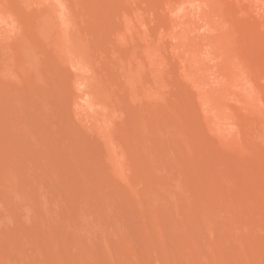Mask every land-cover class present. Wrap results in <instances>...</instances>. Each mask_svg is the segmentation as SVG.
<instances>
[{
  "label": "rangeland",
  "instance_id": "374dc122",
  "mask_svg": "<svg viewBox=\"0 0 264 264\" xmlns=\"http://www.w3.org/2000/svg\"><path fill=\"white\" fill-rule=\"evenodd\" d=\"M84 1L85 0H83V2ZM107 1L108 0H106V3H107ZM115 1L116 0H114V1L112 0V2H110V4L109 3L106 4L104 2V4H102L101 7H98L100 0L96 1V2H98V6H97L96 2H95L96 3L95 4L94 1H91V0L87 1V2H89L88 4H86L87 2L84 3V5L87 7V10H89V16H90L89 18L91 19L89 21V23L90 22L91 23L87 24V25L85 24V25L86 26H88V25L91 26L90 28H92V29H90L88 27V30L90 29V31H89L90 35L92 36V38L95 41L98 39L96 37L100 36L99 39H98V40H100L99 41L100 43H98V44L101 46V48L103 47L102 50L105 49V52L101 51L102 53H105L103 55L105 57L108 54L109 50L111 49L110 47H114V46H112L113 43L118 41V40H116L117 38H114L115 41L113 39L109 40V37H111V38L114 37V33L117 35L118 31L115 30V27H117L115 25H118L119 21H116V20H118L117 18H118L119 15H120V17H121V14L123 15V12L126 9V6L130 7V5L128 3L129 0L126 1V3H128V4H125L124 0H123L122 1L123 5L121 4V6L123 8H121V9L119 8V11L122 10V9H123V11L122 12L120 11L121 12L120 13L118 11V9L117 10L114 9L115 7L113 5H115V4L111 5L113 2L116 3ZM131 1H133V0H130L129 2H131ZM136 1H135L136 4L134 2H133V4H134V6L136 5L135 7H137L138 9H140L139 7H141L142 4H144V6H145V1L146 0H144V3H142L143 2V0H142L141 4L139 2H136ZM169 1L171 2L172 0H169ZM189 1H192V0H189ZM201 1L202 0H195V3H197V4L199 3L200 4ZM224 1L229 3V4H226L227 7L231 6V5L232 6L229 7V8L224 6L225 9H223L224 11H222L223 5H225ZM224 1L218 0L216 3L214 2L217 8H221L220 10L222 12L221 14H222L223 17L219 18L222 22L220 20L219 21L222 23L223 26L226 25V27L224 26L225 29L226 28L227 29L230 28L229 30H232V28H233V32L229 31L231 34L234 33V41L232 40L233 43H234L233 44L234 47H231V49L234 48V49H232V51L235 53V55L241 61V63L243 64V67L245 68V66H246L247 71L249 72V75L252 74L253 77L255 78L254 79L252 77V75L251 76L248 75L249 77H252L254 79V80H252L250 78L251 79L250 81H252V83H251L248 80L249 78L247 77V80L249 81L248 83L249 84L251 83L249 85L250 87L248 85H247L248 87L246 86L247 88H249V91H251L250 94H248V95L243 92V90H242V88H240V86H237V87L236 86H234V87L230 86L229 87V91L232 93V97L228 98L229 100L227 99V101H226L227 106L231 107L230 109H228L229 111L227 113H229V114H227L228 115L227 117H230V115H231L232 118L230 117V120L232 119L231 121H237L236 125H238V126H236V131L234 129L235 125H233V123L235 124V122H231V124L233 125L232 137L239 141V142H236V143H238V145L236 143H234V141H233L234 139L231 136H230L231 138L228 137L229 134H227V129L225 131H223V132H225V134L223 132H221V133L219 132V134H220L219 135L216 132V130H217L216 129L217 128V126H216L217 122H221V124H224L225 123L224 120H223V122L219 121V117L217 119L216 117H214V116H212L210 114L207 115L206 113L203 112L204 110L206 112L208 110H206L205 107H204V110H203L202 109L203 107H201V106H203L202 105L203 102H201L202 98H201V95L199 94L200 92L197 93L196 90H195V88L197 89L198 86L193 85L195 88L193 86H191L192 91L194 93L196 92L195 94L193 93V95H192V93H190L191 89L189 90L190 86L188 85L191 82L187 83L188 86L186 85V81H188L186 79H190V78H188L187 76H185L186 79L182 78L183 75H184V73H182V70L180 72L181 73L180 75L183 74L181 76V80L184 79L185 81L182 80L183 83H181L180 82L181 80H180V81H178V84L176 82V85H181L182 87L185 85V87L183 89L185 90L186 87L188 88V91H189L188 93L191 94V95L189 94L190 97H188L189 96L188 94H187L188 96L185 94V93H187L186 91L185 92L183 91L184 92L183 93L182 89H181L182 87L179 88V86L177 88H178V90L181 89L180 91L182 93L180 91H178L179 93H176V91H177L176 88L175 89L173 88L176 91H173L172 89H171V92L169 91V89H170L169 88L170 87L169 84H174L175 83L174 79H176L175 77H174V79H172V76H174V74H175V76H178V79H179L180 75H178L179 73H177V72H179V71H177V70H179L181 67H184V66H182L183 62H180L182 60H180L179 63H178V61L174 62L176 58L181 59V57H180L181 55L178 52V50L175 49V47H174V49H171L172 46H175V43H174V45H172V44L176 40V39H173V40L169 39L170 36L172 35V32H171L172 30L171 29L173 28V27L170 26L172 23L168 26V23H170L171 20H172V19H170L171 16H169V19H168V15L172 14V12L170 11L171 9L168 11V9L171 8V5L167 9L168 6H166L165 0H154V3H153V0H150V1L147 0L146 2L148 3V6L150 7V10L152 11V8L153 9L155 8V11L158 12L157 13V12L154 11L155 13L154 14L152 13L153 14L152 15V14H150L151 12H149L150 10L148 8H146V9L149 10L148 11L149 13H145V15H149L150 14L149 17L146 16L147 19L150 18V20H151L152 16L155 17L157 15L156 16V19H157L156 21H157L158 24L155 23L156 25H153V28H152V24L153 23L151 24V21H148V20L144 21V20H146V18H144L143 16H139V15H141V11H143L142 9H140L141 10L140 12H136L133 9L136 12V13L135 12L133 13V10L130 11L131 8H132L131 7L130 10H128V8H127L124 13L129 11V13H128L129 15H130V12H132L131 15H133V16L138 14L137 16H135V19H134L135 21L133 20L134 23L132 22V25L135 24V26H137V27L139 26L138 22L136 23V20L138 19V17L141 20V22H144V24H146V25H147L148 22H150V26H149V23L147 25L148 27L145 25L147 27L146 29L151 27L152 29H154V32L157 31V33H155L156 35L159 34V33L162 34V32H163L162 30H167L168 31L170 29V27H171V29H170L171 31L169 30L171 35L168 34L169 32H167V33L163 32L165 34L170 35L169 38L167 36L168 39H165V40H169V42L173 41V42H170V43H172L171 46L167 44L168 41L164 42V43L162 42L163 44L160 43V46L162 45L164 47L165 45H168L167 48L164 47L162 49L163 52H164L165 49H167L168 50L167 52H169V53L177 50V52L179 53L178 55H180V56L179 57H175L173 59L174 61L173 60L170 61L169 58H168V60L170 62L173 61L172 62L173 64L168 62L169 64H171L173 66L169 65L167 67L168 64H167V62H165L164 77H167V76L169 77L170 74H172L171 72H173V70H174L175 73H173L172 76L169 77V78H171L173 80L174 83L171 82L169 84H165L164 85V91L162 92V94L163 93L164 94L163 95L160 94V95L163 96V97L160 96V99H161L160 100L161 103L159 101L160 104L157 103L158 102L157 98H156V102H155V99H154L155 97L153 98L154 99L153 100L151 98V96H150L151 99L147 98L148 101H147V104H145V105L144 104L142 105L141 103H144L145 101L144 102H142V101L146 100V98H143L141 102H140L141 99L140 100L136 99L135 100L136 103L133 104L132 102H134L133 101L134 99L130 96V94H123V93H126V92L124 91V89L121 90L122 96L123 97L125 96L124 98H126V99H124L125 100L124 103L126 104V106L128 107L129 110H132L134 112L133 114H131V116H128L130 113L127 111L128 109L125 107V104H124V106H123L124 110L126 109L125 111H127L129 113L127 115V112H126L125 113L126 114L125 117L128 116V118H124L123 114H124L125 111H123V114H122L121 113L122 110H121L120 113H121V115L123 117H121L120 114H119L120 117L117 116L116 119H115L117 121H119V118L122 119L119 122L116 121L117 123H119L118 124L119 126L116 125V122H114V125H113V127L115 125H116L115 127H117V128L114 127V129H113V138H114V140H115V142L117 144H119L120 146L122 144V149L124 150L125 156L127 157V160L129 161V166H130V171H131V172H129L130 174L128 173L129 178H127V179H122L121 178V180H122V182H121L122 184L121 185L119 183V180H120L119 176L114 174L112 169H109V168H111L113 166L112 165L113 163H111L112 159L110 158V155L108 153H106L107 149L109 150V148L106 147V150H105V146L107 144L105 145L104 142H106V141L103 140L104 139L103 137L101 139V135H99V133H98V131L96 129H95L96 131L93 130V129L91 130L87 126H85L84 124H80L81 122L76 117V114H75V111H74V107H73V103L70 102V101H73V99H74L73 98L74 97V94H73L74 89L72 88V86H73L72 84L75 83V81H74V83H72V80L74 79V76H73V78L71 77L72 73L74 74V72H71L72 69H68L69 66L65 67L67 64L65 66L62 65L63 67H61V65H60L61 63H59L60 60H58L59 64H57L55 62V61H57L56 53L53 52V55H56L55 56L56 60H54L55 57L53 59L52 54H51L53 49L51 48L52 49L51 50L49 46H48V48H46V46L49 45V44H47L45 46V43H47V42H45V40H44L45 43L42 44V42H43L42 40L43 39H42V37H38V36H37V41L39 43H36V41L33 39L34 38V32H32L31 29L26 28L24 26L22 29L19 28V27H18V29L22 30V32H23L22 34H24V36H26V34H27V36L29 35L28 37L26 36L27 39H29V37H31L30 36L31 35L30 32H32V34H33L32 38H30L29 40L33 39V41L35 42V44L37 46L40 45V47H38L39 50H37V54L40 51V53H39V54H41L40 58H43L44 56H46V58L44 57L43 59H41L44 62L43 63L41 61L42 62L41 64H43V65L45 64L44 65L45 68L43 67V65L41 66V71L43 70L44 73L40 72V70H38L39 68L38 69L36 68L37 71L33 70L35 68H30V70L32 69V71L33 72L35 71V73L37 74L36 76L34 75L36 78L33 79L32 78V77H34V76H32L33 73L31 74L30 71L28 70L29 74L27 75V70H26V73L22 74L21 72H23V71L25 72V70H23V68H22L23 71H21V67L20 66H16L20 70H17L16 68H14L15 70H17V71H14L13 66L19 64L18 63L19 59L17 60V58L14 57V59L17 60V64L14 65V63H16V62L13 60V58L11 59V57H13L14 54L17 55L16 51H17L18 48L16 49L15 52L12 51V49L16 47L17 43L13 42V41H16V40L15 39L13 40L11 35L9 33H7L3 28L0 29V35H4L3 36L4 38L3 37L2 38L6 42L7 48H10L9 45L12 48V49L10 48V51L8 50L9 52L7 53L6 52L7 49H5L6 46L5 47L2 46V44H5V43H3L4 41L0 42V44L2 43L0 45V46H2V47H0L2 50L0 49V51H3L5 49V51L1 52L2 55H3V58L1 57L2 56L1 53H0V57L2 59H4L3 60L4 62H6V63H3L2 60L0 59L1 60L0 63H3L2 67H1L3 69H1L0 73H1V76H4V78L0 77V80L4 79V80L0 81V91H2L3 96L5 95L4 98L9 100V104H11L13 110H16V107H17L18 110L20 109V111L16 110V111H18L17 113L13 112L16 115V119L21 120V119H24L25 117H30V118L34 119L35 117H34L33 113H36V116H38V114L41 116V117L38 116V117L41 118V119L38 118V120L42 121V123L39 124L40 122H38V121L37 122H38V126L40 127V128H38L39 134H40V131H41V134L44 133V136H42L40 134L42 136V140H41L42 143H41V145H38V144H34L32 142V144H33V147H32L31 141H29L28 142V143H30L29 147L30 146L32 147V148L30 147V149L32 150L33 153H34V151H36L38 154H40L41 151H43L42 154H41V156H42L44 151L46 150L45 146L49 145L51 143V149L53 150V148H54V150H57L56 151V152H58L57 154H60V153H62L63 147L65 145L66 149H64L65 151L63 152V154L66 153V155L68 156L67 148H71V149H68V152L69 151H71V152H69V156L68 157L66 156L68 158V159L66 158V160L71 159L70 161H68V163L70 162L69 165L73 164L75 162L74 163L76 165L75 168L73 167L74 164L70 165V166H72L74 169H76V167H77V169H78V170L76 169V172H78L76 174L75 170L72 167L68 166L67 161L64 160L65 156L63 154H60L61 156H64V159H62V157L60 155H58L60 157L59 161L62 159V161H64L65 163L61 162V161H60L61 163L60 162L56 163L54 165V172L56 173V171L60 167L59 170L61 172L58 170L57 173H58V175L60 177L62 176L61 178L63 179V181H65V180L68 181V182L65 181V183H66V186H69V187H68L67 191L65 189H62V188H60V190H58V192L61 191V192H59V194H60V196L62 198H61V201H60V204H59V209H58L57 214L55 216H52V217L51 216L50 217L46 216L48 219L44 215H42L41 217L38 215V216L32 217L31 221H35L33 223H31V221L30 222L22 221V222H20L21 224L19 223L18 226L15 225V226L9 227L7 229L8 230L7 231L8 234H6V235H8V238L10 240H12V241L14 240L13 242L14 243L16 242V244H17V246L19 248H17V246L14 245L13 248H11V249L7 248L6 249L5 246L3 247V244H0V248L3 247V249H4L3 251L4 252H8L9 251V252H11L13 254L14 253L17 254V255L14 254L16 256V262L14 264H21V263L22 264H43V261H44V264H80V263L81 264H118V263L119 264H155V263H157V264H190V263L191 264H264V116H261V114L262 115L264 114V110H263L264 109V0H227V1L224 0ZM17 2H19V1H17ZM17 2H16V4L18 5L19 3H17ZM91 2L94 3V5ZM102 2L103 1H101V3ZM149 2L153 3L154 6L152 8H151L152 4L150 3V5H149ZM170 2H169V4H173V3H170ZM221 2H224V3L221 4ZM101 3H100V5H101ZM118 3H121V2L118 1ZM89 4H91V5H89ZM105 4L108 6L107 10L105 9L106 7L105 8L103 7V6H106ZM124 4L126 5L125 7H124ZM130 4H132V2ZM138 4L140 6H138ZM167 4H168V2H167ZM193 4L194 3H192L189 6V8L194 6ZM21 5H23V4L20 2V4L18 6H21ZM109 5H111V6H109ZM116 5L119 6V4H116ZM187 5H189V4H187ZM18 6H17V8H18ZM90 6H93V9H96V11L98 13L100 12V14H98V13L95 14V11H93V9ZM148 6H145V7H148ZM197 6H200V5H197ZM23 7H24V5L22 6L23 11L20 10L19 8H18V10H19L20 13L22 12L21 15L24 18H26V19L28 18L29 19L32 16V14H33V12H32L33 9L32 8L31 9L28 8L26 10L25 8H27V7H24V8ZM102 7L105 9V10L103 9V11H104L103 12V14H104L103 16H105V17H101L100 16L102 14V11L101 10L99 11V9H101ZM109 7L113 8V9L109 10L110 9ZM137 8H136V10H137ZM142 8H144L143 5H142ZM184 8H186V7H184ZM187 8H186V10H187ZM191 9L189 10V12H187L188 14L190 13ZM226 9H228V10H226ZM112 10L117 11V13H113L114 11L111 12ZM107 11H110V12L106 13ZM192 11H194V9ZM146 12H147V10H146ZM92 13H94L95 15L92 14ZM105 13H106V15L112 13L113 16H114V14L118 15V13H119L117 18H116V16L111 17L112 19L109 17L111 19V21L114 22V24H112L111 21H108V20H110L108 18H107L108 20L106 22ZM183 13L186 15L187 19L190 18V15H188L189 16L188 17L186 12H182V14ZM143 14L144 13H142V15ZM97 15H99L98 19H96ZM94 16H96V17H94ZM133 16L131 17L132 19L134 18ZM136 17H137V19H136ZM140 17H142V18H140ZM143 18H144V20H143ZM172 18H173V15H172ZM205 18L206 17L204 16L202 19H205ZM95 19L97 21L99 19L101 21H104L103 23L101 22V24H103L104 26L103 25L100 26L101 25L100 22H99L100 20L97 23V22L94 21ZM120 19H123V17H121ZM189 20H190L189 22L191 23V19H189ZM206 20H208V19H206ZM152 21L156 22L155 20H152ZM93 22H94V24H93ZM105 22H106V24H109V22H110L114 28H112L111 24H110V27H111V29H114V31L113 30L111 31L110 28L108 30L107 26H109V25H106V28L108 30L107 31L105 29V24H104ZM120 22H119V26H120ZM172 22H173V20H172ZM189 22H188V24H189ZM122 23H124V21ZM207 23H208V21H207ZM136 24H138V25H136ZM16 25H18V24H16ZM20 25L22 26V24H19L18 26H20ZM125 25L126 24H124V25L122 24V26H124V27H125ZM140 25H142V26H139V28L136 27V30L137 29L140 30L141 27L143 28V24L140 23ZM183 25H185V24H182V27L186 29L187 27H184ZM95 26L96 27L98 26V28L99 27L100 28L104 27V28H101L102 31L100 30V32H101L100 33L99 29L96 28ZM135 26H133V27L130 26V27H132L131 29H133ZM173 26H174V24H173ZM187 26H189L190 28H193V27H191L192 24H191V26L190 25H187ZM208 26H210V25H208ZM208 26L206 24V28ZM124 27H122V28L124 29ZM93 28H95L97 31L96 30L93 31ZM118 28H119V31H121L120 30L121 27H117V29ZM158 28H160V29L158 30ZM134 29H133L132 32H135ZM187 29H189V28H187ZM20 30H18V31H20ZM201 30H203V31H201ZM201 30H200L201 31L200 33L202 35L206 33V32H204V31H206L205 29H201ZM207 30H209V28ZM115 31H117V32H115ZM140 31H138V32L140 33ZM158 31H159V33H158ZM160 31H162V32H160ZM173 31L175 32V31H178V30L177 29L176 30L173 29ZM211 31H212V33L214 32L213 30H210L209 32H211ZM24 32H27V33L25 34ZM28 32H29V34H28ZM109 32H113V33L110 34ZM142 32L143 31H141V33ZM147 32H150V30L148 29ZM147 32H144V34H147ZM108 33L110 35H112V34L113 35L110 36V35H108ZM150 33H148V34H150ZM137 34L136 33L135 34L132 33L133 36L132 35L131 36L132 37H136L135 35H137ZM207 34H208V31H207ZM93 35H95V36H93ZM106 35H107V37H106ZM150 35H151L150 37L152 38V36L154 35L153 31H152V33ZM156 35H155V37H156ZM102 36L103 37L105 36L104 37L105 40H103ZM138 36H141L142 38L143 37L144 38L142 39L141 37H139L141 39V40H139L136 37L138 39V41H139V45L137 44L138 41H137L136 38H133V39L131 38L133 40L132 44L135 43V41H137L136 44L138 46H140V49H141V47H143V49H144V46H143V44L141 45V43H144V45H145V41H146L145 35L142 36V35L139 34ZM161 36L163 37V35H160L159 36L160 38L159 37H157V38L154 37L152 39L154 41H157L158 39H161ZM232 36H233V34H232ZM119 37H121V36H118V38ZM38 38L40 40H38ZM1 39H0V41H1ZM134 39H136V40L134 41ZM171 39H172V36H171ZM98 40H97V42H98ZM111 40L114 41V42L112 43ZM106 41L108 43H111L112 45L108 44L109 45V47H108ZM119 41H120V38H119ZM119 41H118V43H119ZM142 41H144V42H142ZM161 41H159V42H161ZM103 42H104V44H103ZM116 43H115V45H116ZM124 43L125 42H123V44ZM128 43H130V42H128ZM128 43L126 42L125 44H127L126 47L128 48V50H130V46L132 44L131 45L129 44V46H128ZM120 44L117 45V48H119V52L122 54L121 48L122 47L126 48V47L125 46L121 47ZM123 44H121V45H123ZM136 44H134V45H136ZM106 45H107V47H106ZM169 46H170V48H169ZM136 47L137 46H135V48ZM107 48H109V49L107 50ZM114 48H115V51L113 50V53L111 52L112 55L116 54V53L117 54L119 53L118 50H116V46ZM114 48H112V49H114ZM135 48L134 49L131 48V49H133L134 51L138 50L137 48L135 50ZM122 50H123V53H124V49L123 48H122ZM11 51L14 52V53H12ZM48 51H50V52L48 53ZM142 51H144V50H142ZM142 51L140 52V50H139L138 53L142 54L143 53ZM43 52H44V55H42ZM114 52H116V53H114ZM177 52H174V55ZM39 54L37 55L38 58L40 56ZM98 54H100V53H98ZM165 54H167L168 56L171 55V54L173 55V53H171V54L164 53V55ZM108 55L112 56L111 54H108ZM5 56H6V58H5ZM105 57H102L104 59L101 58V61H102L101 63H103V65L105 67L107 66L106 68H108V69L112 66L111 68L116 70V66H115L116 64H115V62L113 63V61L116 60V56L114 55V57H112V60H111V57H108V58L106 57V59H105ZM38 58H37V64H39L38 63L39 62ZM109 58H110V60H108ZM6 59L8 61H6ZM9 59H10V61H9ZM165 59H167V57H165ZM105 60H107L108 63H106ZM11 61L12 62L14 61V62L11 63ZM8 62H9V64H8ZM110 63H112V64L110 65ZM175 63H177V64H175ZM5 64H6V66H5ZM7 65H9V66L7 67ZM11 65H12V67L10 68ZM109 65H110V67H109ZM180 65H181V67H180ZM0 66H1V64H0ZM38 66L40 67V65H38ZM175 66L177 67V70H176L177 72L175 71V68H176ZM229 66L230 65L227 64V67H229ZM46 67H48L47 68L48 70L46 69ZM6 68L7 69L9 68L10 71L7 70ZM71 68H73V67H71ZM112 69H111V71H115V70H112ZM68 70L69 71L71 70V71L69 72ZM13 71L16 72V73H19L20 75L17 74L18 75L17 76L16 73H14ZM38 71L40 72V74L41 73H43V74L47 73L48 74V71H49V74L52 75V78L48 77L49 79H47L43 74H41V78H42L41 79L39 74H38L39 73ZM73 71H76V70L74 69ZM4 73H7L8 75L6 74V76H5ZM213 73H214V71H213ZM25 74L27 75L28 81L26 80V75ZM148 74L149 73H147V75ZM9 75L11 77H13L15 75V76H17L15 78H21V79H18V81H16L15 78H14L12 80L11 77L10 78L8 77ZM22 75L25 76V80H23L24 76L22 77ZM50 75H47V76H50ZM68 75H70V76H68ZM38 76H39V79H40L39 81L37 80ZM44 77L46 78V80H43ZM68 77L72 78V79L70 78L71 81L68 80L69 79ZM165 79H167V78H164V81H167ZM171 79H168V80H171ZM41 80L44 81V82H41ZM25 81L28 82L29 84H30V81H31V84L28 85V83H26ZM191 81H192V83L195 82L196 85L198 84L197 81H195L194 78ZM253 81H254L255 84H253ZM5 82L6 83L7 82L8 83L11 82L12 84H14V87L17 85L16 86L17 89L15 90L14 87L10 83H9V86H12L13 88L10 87L9 90H8V88L6 89L5 87L7 86V84ZM16 82H18V83H16ZM65 82H68V83H65ZM168 82L169 81H167V83ZM70 83H71V85H70ZM22 84H23V87H26L25 90H22V88H23ZM37 84L40 85V88H39V86H37ZM48 84H49V86H48ZM31 85L34 87L35 91H33V89L32 90L29 89V88H31ZM35 85L38 88H36ZM50 85H52V87H50ZM58 85H59V87H58ZM168 85H169V87H168ZM75 86H76V84H74L73 87L75 89H77ZM47 87H50V88L48 89ZM171 87H173V86H171ZM38 89H39V91H38ZM47 89L49 90L48 92H47ZM165 89H167V91H165ZM199 89H200V87L198 88V91H199ZM12 90L15 91V94L13 93ZM19 90H21V91H19ZM40 90L41 91L43 90V94L44 95L47 94V93H50L52 95L47 94L46 95L47 97L45 96L46 98L44 97L45 99H43V97H41L42 94H41ZM11 91H12L13 95H16V93H17L16 91H18L17 95H19V93L21 94L20 98H18L17 95L15 96L19 100L17 99L14 104H16L18 101H20V103L22 102V104H20L18 106V104H19V102H18L17 106L16 105H12V103L14 102L13 101L14 99H12V100H10V99L14 98V96L12 95L13 96L12 97L10 95V99H9V97L7 98V95L9 96L8 93H11ZM33 92L36 93L37 96L35 94L33 96ZM174 92H175V94H174ZM38 93H39V95L41 94V96H39L40 100H39V97H38ZM53 93H54V95H53ZM28 94H29V96H28ZM171 95H173V97L176 98V102H178V103H176L175 100H174V102L176 103L177 106L174 105L175 104L174 102H173L174 104H172V101L170 102V99L171 100L175 99V98H172ZM195 95L196 96L200 95V96L196 97ZM241 95L243 97H245V98H243ZM157 96H159V95H157ZM191 96H192V99H191ZM240 96H241V98H239ZM33 97H34V100H33ZM128 97H130L131 100H129ZM231 98H232V100H231ZM41 99L46 100L47 102L48 101L49 102L52 101V103H49V102L48 103L44 102V103H46L48 107L50 106V110L52 109V106H53V109L51 111L50 110L47 111V106H45L46 104H44L43 101H41ZM190 99H191V101H190ZM150 100H152V102L154 101L155 103H157V105L160 106V112L162 113L161 115H163V117H165V119H163V117L159 115V113H158L159 111L158 112L155 111L156 112L154 114L155 116L152 114V113H154V111H153L154 109H156V110H159V109H158V106H156L154 103H153L154 104L153 108L155 107L154 109L151 108L150 105L148 106V104H149L148 102ZM11 101H12V103H10ZM34 101H35V103H34ZM56 101H58V102H56ZM228 101L230 102L231 106L228 105ZM242 101H246V102H242ZM129 102H130V104H133L131 107L129 106L130 105ZM152 102L150 101L151 104H152ZM38 103H39V105H38ZM40 103L41 104L43 103L42 107L45 106L46 108L45 107L42 108L40 106L41 105ZM200 103H201V105H199ZM136 104L139 107L136 106ZM140 104H141V108H140ZM247 104H248V106L250 108L247 107ZM56 105H58V106H56ZM134 105H135V108L133 107ZM14 106H16V107L14 108ZM32 106H34L35 110H37V109H39V110L35 112V110L32 108ZM39 106L42 109L39 108ZM54 106H55V108H57V110L54 109ZM142 107H144L146 111H148V110H152L153 111V112L151 111L152 113L150 115L149 111H148V113H146V111L144 110V113H145L144 115H145V118L148 121H149L150 117L154 116L153 118H151V119H153V121L151 119H150V121H151V123L155 122L156 124H158L157 126H156L155 123L150 124V121H149L151 129H150V127H147L146 125H145V127H144V125H143V127H141L142 125H140L139 123L141 122V124H142V120L141 119L144 118V116L141 113H140L141 114V116H140L139 111H141ZM147 107H148V109H147ZM169 107L171 109H169ZM44 109H45L46 114L40 112L41 110L43 112ZM54 110H55V112H54ZM261 110H263V111H261ZM49 111L50 112H54V115L56 114L55 117H53V113H52L51 116L49 117L50 118L49 121H50V124H51V128L50 129L52 130V132H51V130H49V127H50L49 126V121L45 120L50 115ZM48 112H49V115L47 116ZM141 112L143 113V111H141ZM260 112H262V113H260ZM20 113H23V114L21 115ZM17 114L20 115V117L19 116L17 117ZM42 114L45 115V117H46L45 119H44V117H42ZM157 114L159 115L160 118H162V121H160V122H162V128H163L164 124L167 123V124H165V126H167V127L164 126L165 129L163 128L165 131L162 130L161 126H159V121L154 120V119H159V117L155 118ZM15 115H14V117H15ZM146 115H149L150 117L147 118ZM171 115H173V116H171ZM193 116L196 119L195 123L194 122H192V123L190 122V120L192 119L190 117H193ZM208 116H209V119H211V120L207 119ZM233 116H235L236 120H233V118H234ZM62 117L64 119H62ZM220 117H221V119H224V118L227 119L224 112L222 113V115ZM51 118H54V120H52L54 122L51 121ZM59 118L61 120H59ZM123 119H125V120H123ZM216 119L218 121H216ZM35 120H37V117L35 118ZM159 120H161V119H159ZM164 120L167 121V122H165ZM206 120H208V121H206ZM213 120H214V122H213ZM227 120L229 121V118ZM61 121H63V122H61ZM148 121H144L143 120V123L144 122H148ZM191 121H194V120L192 119ZM205 121L209 122V123L205 124ZM211 121L214 123L213 125H212ZM58 122L59 123H63V125H62L63 127L62 126L60 127V124ZM131 122H132L133 126L130 124ZM227 122H226V125L227 124L230 125V121H229V123H227ZM45 123L46 124L48 123V124L46 125ZM42 124L46 125V129H48V131L46 129H44V132H43V130H41L42 127L43 128L45 127ZM56 124H57V127L55 126ZM221 124H218V125H221ZM247 124H248V126H247ZM134 125H136V127ZM154 125H155V127H154ZM175 125H178V126H176L177 128L175 127ZM211 125H212V127H211ZM21 126H24L25 128L24 127L21 128ZM123 126H124L125 129L123 128ZM213 126L216 127L214 129V131L218 135H216L212 131L213 130L212 128H214ZM222 126H225V124L222 125ZM230 126L229 127L226 126V128H228V131H229ZM197 127L198 128L200 127L201 130H200V128H199V130H197ZM19 128L21 130L24 129L23 131H28V129H27L28 127H26L25 124L23 125L22 121H21V124H19ZM178 128L180 129V133H179V129ZM231 128H232V126H231ZM231 128H230V130H231ZM117 129L119 131H121V132L117 131ZM142 129H143V133H142ZM157 129H158V131H161L162 133L156 132ZM208 129H210V130H208ZM238 129L240 130V132H239ZM247 129L249 131H247ZM64 130H66V132L67 131L69 132V133H67L69 136L66 134V132ZM114 130H116L117 132L114 131ZM168 130H169V132H167ZM46 131L49 134V137L45 138L43 140L44 137L48 136V134L46 135ZM55 131H56V133L58 131V133L53 135V132L55 133ZM60 131H61V134L59 133ZM217 131H219V129ZM220 131H222V130H220ZM50 132H51V135L53 136V138H51L52 136L50 135ZM93 132H97L98 136L96 135V133H93ZM170 132H172V134ZM115 133H116V135L114 136ZM158 133H160L161 136H157V135H159ZM168 133H170L169 134L170 136H168ZM181 133H183L184 135L181 134ZM198 133H199V135H198ZM212 134H215V136H217L218 138H216ZM233 134H234V136L236 138L233 136ZM63 135H65V136H63ZM152 135H155V138H153L154 136L152 137ZM163 135H167V136H163ZM174 135H176V137H174ZM178 135H180L182 140L179 139V138H178L179 140H177V136ZM226 135H227V137H226ZM230 135H231V131H230ZM59 136L61 138L55 139L56 137H59ZM183 136H184V138H183ZM220 136H222V137H220ZM67 138L70 139L72 142H70V141L68 142ZM152 138H153V140L155 139L156 142L153 141ZM171 138L173 140H171ZM175 138H176V140H175ZM222 138L224 140H222ZM227 138L229 140H225ZM52 139H54V140H52ZM60 139H62V140H60ZM45 140H46V143L44 142ZM55 140L56 141L60 140L61 148H60V143L55 142ZM147 140H148V142H147ZM161 140H162V143H161ZM230 140H232V141H230ZM63 141L65 143H63ZM123 141H125V142H123ZM181 141L183 143H181ZM225 141L227 143H225ZM141 142L144 145H145V142H146L147 145L144 146L145 149L140 150ZM232 142H233V144H232ZM52 143L54 144V147H53ZM66 143H69V144L67 145ZM125 143H127L129 145L131 143L134 146L131 147V145L129 146V145L125 144ZM72 144H73V146H71ZM242 144H243V146H242ZM56 145L62 151H60V149H57V148L55 149ZM235 145H237V146L240 145V146L237 147ZM125 146H126L127 150H126V148H124ZM135 147L139 148V150L136 149ZM149 148H150V150H148ZM193 148H194V150H193ZM239 148H240V150H239ZM241 149H243V150L245 149V152L243 150H241ZM246 149L249 152H246ZM77 150H80L81 152H77ZM135 150H136V153L134 152ZM195 150H197L198 153L194 152ZM98 151H99V153H97ZM140 151H142V152H140ZM158 151H160V152H158ZM36 152L34 154H36ZM76 152H77V156L75 155ZM173 152H175L176 154L173 153ZM70 153H72V154L75 153V154L72 155ZM140 153L142 154V156L140 155ZM148 153L151 156H153L152 157L153 160H150L151 157H148V156H150V155H148ZM172 153H173V155H172ZM106 154L109 155V157ZM133 154H134V156H133ZM182 154H184V156ZM70 155H71V157L73 156V158H71ZM38 156H40V155H38ZM105 156H107L106 159H104ZM137 156H138V158H137ZM172 156H174V157H173V159L171 161V157ZM186 156H188V158ZM183 157H185V158H183ZM95 158H96V160H95ZM77 159H78V161H77ZM108 159H110V160H108ZM187 159H189V160H187ZM74 160H76V161H74ZM141 160L143 162H141ZM84 161H86V162H84ZM106 161H109V162H106ZM145 161H146L147 164L145 163ZM148 162H150L149 165H148ZM151 162H152V167L150 166ZM189 162H191V164ZM99 163L101 164V166L98 165ZM62 164L65 167H67V166H68V168L70 167L75 172L74 173L69 168V170H71L70 173H73V174H71L70 178L69 177L66 178L68 176V174L70 176V173H69V170H67L66 168H65V171L63 170L64 167H63ZM153 164H154V166H153ZM78 165H81V166L83 165V167L81 168ZM110 165H111V167H110ZM155 165H157V166H155ZM55 167H57V170H56ZM150 167L153 168L154 170H152ZM80 168H81V170H80ZM145 168H146L147 171L145 170ZM108 169L111 170L113 172V174L111 172H109ZM176 169L179 170V171H177ZM156 171H157V173H159L158 175H157ZM105 172H106V174L108 173L109 177H107L108 175H105ZM178 172H180V174ZM189 172L191 173V175H190ZM64 173H66L65 176H64ZM144 173H146V174H144ZM161 173L164 176L165 175H169V176H165V177L163 176L164 178H162ZM171 174H173V175L170 176ZM178 174L180 176L182 175V177H179V178L182 179L181 185H184L183 186L184 187V191L185 192L186 191H188V192L189 191H191V192L194 191L198 196L194 192H192V193H189L192 196V197H190V195H188L187 192L185 193L186 194L185 195L184 191L182 192L180 190L181 187H179L180 186V184H179L180 181L179 180H181V179L177 180V177L175 176V175H178ZM154 175H155V177H154ZM193 175H195L196 177L195 176L193 177ZM74 176H76L77 178L80 177V179L78 178V180H79V182H81V185L77 184V187H76V183L78 181H75L77 178L74 177ZM83 176H84V178L87 177L86 178L87 181H86V179L82 178ZM110 176L113 179H110ZM173 176H174V178L176 177L173 180L174 183H172V181H170V180L173 179ZM73 177L76 178V179H74ZM155 178H158V180L156 179V182H155ZM161 178L163 179L162 182L159 181ZM70 179H71V181H70ZM165 179H167V180H165ZM196 179H198V180H196ZM72 181L75 184V185L74 184L72 185L73 187L70 186ZM149 181H151L152 183L157 185L159 188H161V189H159V193H160L159 196H157L155 194L152 195L153 193H150L148 191V188H147L148 184L147 183ZM107 182L109 183L108 185L114 191L118 190V192L123 194V196L120 195V196H122V198L119 197V201L121 203H124L125 205L131 207V209L133 210L132 222H133V226H134L135 230L137 231V233L139 235V239L137 240L138 242H136V243L131 242L130 243V239H129L127 233L125 231H123L121 228H119L117 225H114V226L110 227L109 229H106L107 231L109 230L108 232H106V231L103 232V233L98 232V233H96L97 235L99 234L98 236L95 234V236L93 237L94 239L91 238L90 243L92 244V246H94V247L96 246L95 247L96 251L81 252L80 248H79V245H78L79 243H78V240H77V233L74 230V228L70 226L71 225L70 224V219H72V217L76 218V217H79L81 215V210L82 209H80L81 207H79L78 202H80V203L83 202L84 204H92V203H98V202H102L103 203V202H105V198H104V195L101 193V189L103 188L104 185L106 186ZM126 182H127V184H126ZM177 182H179V183H177ZM68 183H70V184H68ZM137 183L139 184V186H137L138 185ZM156 183H158V184H156ZM176 183H177V185H175ZM123 184H124V186H123ZM160 184H162V186ZM171 184L174 185V186H172ZM163 185H167V187H165ZM0 187H1V185H0ZM133 187L136 188V189H133ZM76 188H78L79 191ZM91 189H93L92 193H91ZM201 189H204V192L201 191ZM2 190L3 189L1 187L0 188V192H2ZM80 191L81 192L85 191L84 193H85L86 196L83 195L84 193L82 194ZM163 191H165V192H167L169 194H167V193H165ZM142 192H143V195H142ZM219 192H221V194ZM217 193L220 194V196L224 195V198L221 197L222 200H219L220 196ZM89 195H91V196H89ZM130 195H131L132 199H131ZM150 195H152L153 199L150 197ZM175 195H176V197H175ZM92 196H93V198H90ZM172 196H173V198H172ZM187 196H189V197H187ZM211 196L213 197V200H212ZM214 196L216 198L217 197L218 198L216 199V198H214ZM129 197H130V199H129ZM143 197H144V199L146 198L145 199V203H144ZM197 197H199V198H197ZM225 197L229 201H227L225 199ZM170 198H172V199H170ZM200 198L202 199V201H201ZM89 199H92L93 201L91 202V201H89ZM148 199H149V201H148ZM214 199H215V201H214ZM224 199H225L226 202L223 201ZM87 200H88V202H87ZM216 200L217 201L219 200L221 203H219V201L217 202ZM66 201H67L68 204L66 203ZM171 201L174 202L176 205L174 203H172ZM154 202H155V204H154ZM135 203H137L138 205H136ZM209 203H211V204H209ZM66 204H67V207H70L69 209H67V207H64ZM153 204L156 205V207H154ZM162 204H163V206H161ZM185 204H186L187 207L185 206ZM218 204H222L223 206L225 205L228 208L226 207V209H225L224 208L225 206L222 207V205L220 206ZM167 205H169V206H167ZM182 205H184L185 207H183ZM136 206H137L138 210H137ZM160 207H162V212L163 213L164 212L167 213L168 216H164L165 213L163 214L160 211ZM209 208L211 209L210 211H209ZM227 209H228V213L229 214L226 213ZM70 210H72V211L70 212ZM175 210H176V212H175ZM65 211L67 213H65ZM138 211L141 212V213H138ZM146 212H148V213L145 215ZM172 212H173V214H172ZM209 212H210V215L208 214ZM60 214H62V215L60 216ZM63 214H64V216H63ZM67 214L69 215L68 218H67ZM160 216H162V218ZM57 217L60 218L59 221H58ZM61 217H62V219H61ZM139 217L141 219H143V220H141ZM177 217H179V218L181 217V218L179 219ZM210 218L214 219V220H212L213 222L210 220ZM162 219H163V222H162ZM175 219L177 221H175ZM41 220L43 222H41ZM46 220H47V224H46ZM48 220H50V224L52 226H50ZM165 220L168 221V224H167V221H165ZM209 220L211 221V224H214V225H211ZM218 220L219 221L222 220V222L221 221L220 222L222 223L223 226H221V223L220 224L219 223L216 224ZM57 221L60 224L57 223ZM174 222H175V224H174ZM177 222H179V224ZM26 223H28L29 225L26 224ZM42 223L44 224V229H42L43 228V224ZM39 224H40V226H39ZM62 224H64V225H62ZM176 224H178L177 228L175 226ZM60 225H61V227H60ZM216 225H218V226L220 225V227H218L219 229L217 228ZM169 226H172V227L169 228ZM46 227H48V229L50 231ZM37 228H39L40 230H38ZM144 228L146 229V232H145ZM35 230H37V232ZM62 230L65 231L67 235ZM164 231L167 232L168 234L165 233ZM202 231H205V233H206V231H208L207 235L204 232H202ZM212 231L214 233H212ZM217 231H219V232H217ZM9 232H11V233H9ZM120 232H122V233H120ZM173 232L175 234H173ZM210 232L212 233L211 235H210ZM25 233H27V235ZM46 233H47V235H46ZM101 234L102 235L104 234V235L102 236ZM201 234H202L203 237H201ZM49 235H52V237H50ZM158 235H160V236L158 237ZM221 235H222V238H221ZM145 236H146V238H145ZM24 238H25V240H23ZM26 238H29L31 240V241L28 240V242H30V243L32 241L35 242V243L37 242L36 243L37 246L35 244H33V242H32V244L27 242L29 246H27L28 248L25 247L27 245L26 242H25V241H27ZM47 238L49 240L46 241ZM95 238H96L97 241H94ZM100 238L102 240H100ZM123 238H124V240H123ZM52 239H54V240H52ZM55 239L57 241H55ZM125 239H127V240H125ZM219 239H220V241H219ZM44 240H45V242H44ZM72 240H73V242H72ZM103 240H105V242ZM119 240L120 241L122 240V242H120ZM49 241H51V242L54 241L53 242L54 246H53V244L51 245V243ZM112 241H113V243H112ZM223 241H225V242H223ZM143 243H144V245H143ZM149 243H150V245H149ZM137 245L138 246L139 245L142 246L141 247L142 250L140 252H137V251H139V248H138ZM39 246H41L42 248L41 247L39 248ZM56 246H57V248H54ZM70 246H72V247H70ZM143 246H144V248H143ZM169 246L172 247V248H170L171 250L169 249ZM174 246H175V248H173ZM74 248H75V250H74ZM112 248H114L115 250L113 251ZM23 249H24V252H26L28 254V257H27V254L23 252ZM37 249L40 252V255H39V253H37L38 252ZM40 249L43 252H41ZM54 249L56 250V252L53 255V250ZM70 249L73 252H71ZM143 249H144V251L146 253L143 252ZM6 250H8V251H6ZM29 250L30 251L32 250L31 253H30ZM34 250H36V251H34ZM135 250H136V252H135ZM179 250H180V252H179ZM133 252H135V257L133 256L134 255ZM151 252H152V254H150ZM183 252H185V253H183ZM18 253L20 254L19 256H18ZM34 253H35V255H34ZM71 253H73V254H71ZM141 253L143 255L148 253L147 254L148 259L146 258L144 260L143 258H145V255L142 257ZM114 254H116L115 257H114ZM32 255H34V256H32ZM70 255L73 258H74V256L76 258V259L75 258L73 259L72 263H71V261L68 258ZM17 256L20 257V259H18ZM140 256L142 257V259H140L141 258ZM32 257H34V258H32ZM35 258H36V261L34 260ZM43 258H44V260H43ZM23 260H25L24 261L25 263L23 262ZM186 260L188 262H185ZM28 261H30V262H28ZM0 264H5V263L0 260Z\"/></svg>",
  "mask_w": 264,
  "mask_h": 264
},
{
  "label": "bare ground",
  "instance_id": "6f19581e",
  "mask_svg": "<svg viewBox=\"0 0 264 264\" xmlns=\"http://www.w3.org/2000/svg\"><path fill=\"white\" fill-rule=\"evenodd\" d=\"M17 1H19V2H17ZM86 1V0H85ZM83 2V0H0V29H4L7 33H9L10 35H11V37L13 38V40L15 39L16 41H13V42H16L17 43V45H16V47L15 48H11V46L9 45V47L12 49V51H16V49H17V51H16V53H17V55L16 54H12L13 55V57H11V59L13 58V60L16 62V63H14V65L15 64H17V60L19 59V64L18 65H15V66H13V69L14 68H16L17 70H20V69H18V67H16V66H20L21 67V71H23V70H25V72L23 71V72H21L22 74L23 73H26V70H27V75L29 74L28 73V70L30 71V73L32 74V76H36L37 74L35 73V71L33 72L32 71V69L30 70V68H35V69H33V70H36V68L38 69V70H40V72H43L44 73V71L42 70L41 71V66L43 65V64H41L42 62H43V60H41V59H43L44 57L46 58V56H42L43 58H40L41 57V54H39L40 53V51H39V58L37 57V50H39V48L38 47H40V45L39 46H37L36 44H35V42L33 41V39L36 41V43H39L38 41H37V36L38 37H42V44L43 43H45V42H47V43H45V46L47 45V44H49V45H47L46 46V48H48V46L50 47V49L52 50V57H53V59H54V57L57 55V61H55L57 64H59V63H61L60 65H61V67H63V66H65L66 64V66L65 67H68V69H72V71L71 72H74V74L72 73V75H71V77L73 78V76H74V79L72 80V83H74V81H75V83L74 84H76V88L77 89H75L73 86H74V84H72L73 86H72V88L74 89V91H73V94H74V99H73V101H70L71 103H73V107H74V111H75V114H76V117H77V119L81 122L80 124H84L85 126H87L89 129H93V130H97L98 131V133H99V135H101V139H102V137L104 138L103 140H105L106 142H104L105 143V150H106V147H108L109 148V150L107 149V151H106V153H108L109 155H110V158L112 159V161H111V163H113L112 165V167H111V165H110V167L111 168H109V169H112L113 170V172H114V174H116V175H118L119 176V178H120V180H119V183H120V185L122 184L121 182H122V180H121V178L122 179H127V178H129V176H128V173L129 172H131L130 171V166H129V161L127 160V157L125 156V152H124V150L122 149V144H121V146L119 145V144H117L116 142H115V140H114V138H113V129H114V127L116 126V125H118L119 123H117V122H119L120 120H122V119H120L119 118V121H117V120H115L116 119V117L117 116H119V114H120V116L121 117H123L124 116V118H128V116H131V114H133L134 112L132 111V110H129L128 109V107L126 106V104L124 103V99H126V98H124L123 96H122V94H121V90H123L124 89V91L126 92V93H123V94H130V96L134 99H132L134 102H132L133 104L134 103H136L135 102V100L136 99H141L140 100V102L142 101V99L143 98H146V100H143L142 102H144V103H141L142 105L144 104H147V98L148 99H153L154 97V99H155V102H156V98H157V103H159V101L161 100L160 99V96L161 97H163L162 95L164 94H162V92L164 91V85L165 84H169V83H174L173 82V80L172 79H174V77L176 78V79H174L175 80V83L174 84H169L170 85V87H169V85H168V87L170 88H168L169 89V91L171 92V89L173 90V91H176V90H174L175 88L177 89V91H176V93H179L178 91H180L181 89H182V92L184 91H186L187 93H185L186 95L188 94H190V93H192V95H193V91H192V89H191V86H193V85H195V86H198V88L200 87V89H199V91H198V88L196 89L194 86V88H195V90H196V92L197 93H199L200 95H201V98H202V100H201V102H203L202 103V105L203 106H201V107H203L202 109L204 110V107H205V109L206 110H208L207 112L204 110L203 112L204 113H206L207 115H212V116H214V117H216L217 119H218V117H219V121H222L223 122V120H224V124H225V126H222V125H224V124H221V122H217V128L216 127H214V128H212L211 130L215 133V131H214V129L216 128L217 130L219 129V131H217L216 130V132L219 134V132L221 133V132H223V131H225L226 129H227V134H229V136L228 137H232V132H233V125H235L234 126V129H235V131H236V126H238V125H236V123H237V121H231L230 120V117L232 118V116L230 115V117H227L228 115L227 114H229V113H227L229 110L228 109H230L231 107H228L227 106V103H226V101H227V99L228 98H230V97H232V93L229 91V87L230 86H232V87H234V86H240V88H242V90H243V92L245 93V94H250V92L251 91H249V88H247L251 83H252V81H250L251 79L252 80H254L255 78L253 77V75L252 74H250L249 75V72L247 71V68H246V66H245V68L243 67V64L241 63V61L238 59V57L235 55V53L232 51V49H234V48H232L231 49V47H234V43H233V41H234V33H232L233 34V36H232V34L230 33V32H233V28H232V30H229V29H225V27H226V25H222V21L219 19L220 17H223L222 16V12H221V8H217L216 7V5H215V3L218 1V0H202L201 2H200V4L198 3H195V0L193 1H189V0H172L171 2L168 0H165V3H166V6H168L167 7V9L170 7V5H171V8H169L168 9V11L170 10L171 12H172V14L171 15H168V19H169V16H171L170 17V19H172L173 20V22H172V20H171V22L170 23H168V26L170 25L171 27H173L172 29H171V27H170V29L172 30H170L171 32H172V35L170 34V32H169V30L167 31V30H162L163 32H165V33H167V32H169L168 34H170L171 36H172V39H171V36L170 35H168V34H165V33H163L162 31H160V32H162V34L161 33H159V31H158V33L159 34H155V33H157V31L156 32H154V29H152L153 28V25H156V24H158L157 23V19H156V16L155 17H153L152 15L155 13V12H157V11H155V8L153 9L152 7L154 6L153 5V3H154V0H153V3L152 2H149V5H150V3L152 4V6H151V8H152V11L150 10V7L148 6V3L145 1V6H148V7H145L144 6V4H142L143 5V7L145 8H142V5H141V7H139L140 9H142L143 11H141L140 9H138L137 7H135L134 6V4H133V2L135 3V1L136 0H133V1H131L132 2V4H130L131 2H129L128 0H124V3L125 4H128L129 3V5H130V7H128V6H126L125 4H124V7L126 6V9L128 8V10H130V8H131V10L130 11H132L133 9L136 11V12H140L141 11V15H139V16H143L144 18H146V20H144V18H143V20L144 21H151V24H152V28L151 27H149L148 29L150 30V32L152 33V31H153V33H154V35L152 36V38H154L155 37V35H156V37L155 38H157V37H159L160 35H163V37L161 36V39H158L157 41H154L150 36V32H147L148 31V29H146L148 26V23H149V26H150V22H148L147 23V25L146 24H144V22H141V20L139 19V17H138V19H137V17H136V19L138 20H136V23L138 22V24H139V26H142V25H140V23L141 24H143V28L141 27L140 28V30L141 31H143L142 33H141V31L139 30V29H137L136 30V27L137 26H135V24L134 25H132V22L134 23V19H135V16H137V15H131L132 14V12H130V15L128 14L129 13V11L128 12H126V13H124L125 11H126V9L124 10V12H123V15L121 14V17H123V19H120L121 17H120V15H119V13H118V15H115L114 14V16H116V18H117V16H118V20H116V21H121L120 22V26H119V22H118V25H115V26H117V27H121L120 28V30L121 31H119V28L117 29V27H115V30H117V31H115V32H117V35L118 36H121V37H119L120 38V41H119V38H118V36L114 33V37L113 38H111V37H109V40L110 39H113L114 40V38H117L116 40H118L119 41V43H118V41H116V42H114V41H112L111 40V42L113 43V45L111 44V43H108L107 41V45L108 44H111L112 46H116V50H118V52H119V48H117V45H119L120 43L121 44H123V42H130V43H128V46H129V44L131 45L132 44V42H133V38H138L139 40H141L139 37H141V36H138L139 34L140 35H145V39H146V41H145V45H144V43H141V45L143 44V46H144V49H143V47H141V49H140V46H138L139 45V41H138V39H137V41H138V45L136 44V42L137 41H135L136 39H134V41H135V43H133L131 46H130V50H128V48L126 47L127 46V44H123V45H121L120 44V46L122 47V46H125L126 48H124V47H122L123 49H124V53H123V50H122V48H121V52H122V54L119 52L118 54L116 53V52H114V53H116V54H113L112 55V53H113V50L115 51V48L114 47H110L111 49L112 48H114V49H110L109 50V52H108V54H111L112 56H110V55H106V57L108 58V57H111V60H112V57H114V55L116 56V60H114L113 61V63L115 62V66H116V70L115 69H112L111 67H110V65L112 64V63H110V65H109V69L108 68H106L104 65H103V63H101L102 61H101V58L102 57H105V56H103L105 53H102L101 51H104L105 52V49L104 50H102L103 49V47L101 48V46L98 44V43H100L99 41L100 40H98L99 39V37H96V38H98L97 40H98V42H97V40L95 41L93 38H92V36L90 35V29H92V28H90L91 26H86L87 24H90L89 23V21L91 20L89 17V10H87V7L84 5V3H86L87 1H90V0H87L86 2ZM91 1H94V3L97 1V0H91ZM99 1V0H98ZM101 1H103L102 3H101ZM109 1V2H108ZM107 1V3H109L110 4V2H112V0H108ZM114 1V0H113ZM118 1L119 2H121V3H118ZM116 0L115 2L116 3H112L111 5H113V4H119V6H115V5H113L115 8V10H117L118 9V11H119V8L121 9V8H123L122 6H121V4H122V1L123 0ZM126 1H128V3H126ZM141 1L142 0H137L136 2H139L140 4H141ZM150 1V0H149ZM222 1H224V0H222ZM227 1V0H226ZM16 2L17 3H19L20 4V2L24 5V7H27V8H25L26 10L29 8V9H33V14H32V16L28 19H26V18H24L22 15H21V13L19 12V10H18V8L20 9V10H22L23 11V9H22V6L23 5H21V6H18L17 4H16ZM104 2L106 3V0L104 1V0H100V2H99V6H98V2H96L97 3V6L98 7H101L102 6V4H104ZM167 2H168V4H167ZM169 2L170 3H173V4H169ZM194 3L193 5L194 6H192V7H190L189 8V6L192 4V3ZM198 2V1H197ZM215 2V3H214ZM225 2V1H224ZM224 2H221V4L222 3H224ZM89 2H87L86 4H88ZM92 3V2H91ZM94 3H92L93 5H94ZM95 3V4H96ZM100 3H101V5H100ZM106 3V4H107ZM142 3H144V0H143V2ZM191 3V4H190ZM105 4V5H106ZM136 4V3H135ZM187 4H189V5H187ZM226 4H229V3H227V2H225V5H223V8H222V11H224L223 9H225L224 8V6H226ZM89 5H91V4H89ZM111 5H109V6H111ZM123 5V4H122ZM132 5V6H131ZM197 5H200V6H197ZM231 5V4H230ZM17 6H18V8H17ZM112 6V7H113ZM134 6V7H133ZM138 6H140L139 4H138ZM196 6V7H195ZM232 6V5H231ZM231 6H226L227 8H229V7H231ZM23 7V8H24ZM92 9H93V6H90ZM89 7V8H90ZM106 10H107V8H108V6L106 5V6H103ZM101 8V9H99V11L101 10L102 11V14L100 15L101 17H105V16H103L104 14H103V9L104 8ZM117 7V8H116ZM184 7H188L187 8V10H186V8H184ZM198 7V8H197ZM95 8V7H94ZM110 8V7H109ZM136 8H137V10H136ZM146 8H148V9H146ZM192 8V9H191ZM197 8V9H196ZM104 9V10H105ZM111 9H113V8H110L109 10H111ZM191 9V11L194 9V11H190V13L188 14L187 12H189V10ZM133 10V13L135 12ZM146 10H147V12H146ZM183 10V11H182ZM226 10H228V9H226ZM231 10V9H230ZM29 11V10H28ZM93 11H95V14H97L98 12L96 11V9H93ZM114 10H112L111 12H113ZM121 12L123 11V9L122 10H120ZM119 11V12H120ZM145 11V12H144ZM151 12L150 14H152L151 16V20H150V18L149 19H147V17L146 16H150V14L149 15H145V13H149V12ZM155 11V12H154ZM108 12H110V11H107L106 13H108ZM120 12V13H121ZM135 12V13H136ZM182 12H186L187 13V16L188 15H190V18H186V15L183 13L182 14ZM106 13H105V15H106ZM113 13H117V11H114ZM142 13H144L143 15H142ZM158 13V12H157ZM92 14H94V13H92ZM94 14V15H95ZM98 14H100V12L98 13ZM108 15V16H107ZM106 15V18H105V20H106V22H107V20L108 19H110L111 17H114L113 16V14L111 13V14H107ZM112 15V16H111ZM145 15V16H144ZM172 15H173V18H172ZM98 16L99 15H97V18L96 19H98ZM134 17L133 19L131 18V17ZM206 17L205 19H202L203 17ZM94 17H96V16H94ZM110 17V18H109ZM120 17V18H119ZM189 17V16H188ZM100 18V17H99ZM108 18V19H107ZM140 18H142V17H140ZM155 18V19H154ZM159 18V17H158ZM94 20L95 22H97L98 23V21L101 19H99L98 21L97 20ZM104 19V18H103ZM112 19V18H111ZM111 19L110 20H108V21H111ZM115 19V18H114ZM189 19H191V23L189 22L190 20ZM206 19H208V20H206ZM102 20V19H101ZM99 21L100 22V24H101V22L103 23L104 21ZM124 21V23H122L123 21ZM134 20V21H133ZM152 20H155L156 22H153ZM205 22H204V21ZM221 22H220V21ZM159 21V20H158ZM189 22V24H188V22ZM207 21H208V23H207ZM106 22L104 23L105 24V29L107 30V28H106V25H109V26H107L108 27V30H109V28L111 29V27H110V22H109V24H106ZM112 22V21H111ZM140 22V23H139ZM210 22V23H209ZM156 23V24H155ZM226 23V22H225ZM4 24V25H3ZM16 24H22V26L20 25V26H18V25H16ZM86 24V25H85ZM93 24H94V22H93ZM112 24H114V22H112ZM112 24H111V26H112ZM116 24V23H115ZM122 24L124 25V24H126L125 25V27L124 26H122ZM129 24V25H128ZM131 24V25H130ZM138 24H136V25H138ZM173 24H174V26H173ZM182 24H185V25H183L184 27H187V28H189V29H185V28H183L182 27ZM191 24H192V26H191ZM205 24V25H204ZM206 24H207V26L208 25H210V26H208L207 28H206ZM92 25V24H91ZM103 24H101L100 26H102ZM147 27H146V26ZM187 25H190L191 27H193V28H190L189 26H187ZM26 27V28H29V29H31L32 30V32H34V38L33 39H31V40H29L30 38H32V32H30L29 30V32H30V36L31 37H29V39H27V37L29 36H27V32H24L25 34H26V36H24V34H22L23 32H22V30H20V29H18V27L19 28H23V27ZM99 26V25H98ZM98 26L96 27V28H98ZM104 26V25H103ZM130 26H135L133 29L135 30V32H132L133 31V29H131L132 27H130ZM139 26L137 27V28H139ZM88 27L90 28L89 30H88ZM122 27H124V29L122 28ZM145 27V28H144ZM25 28V29H26ZM101 28H104V27H101ZM101 28L99 27L98 29H99V32H100V30H101ZM112 28H114L113 26H112ZM169 28V27H168ZM167 28V29H168ZM180 28V29H179ZM209 28V30H207ZM152 29V30H151ZM160 28H158V30H159ZM173 29L174 30H178V31H173ZM192 29V30H191ZM201 29H205L206 31H204V32H206L205 34H201L200 32L201 31H203V30H201ZM18 30H20V31H18ZM94 30H96L95 28H93V31ZM107 30V31H108ZM114 31V29H111V31ZM201 30V31H200ZM210 30H213L214 32L212 33V31L211 32H209ZM226 30V31H225ZM97 31V30H96ZM102 31V30H101ZM137 31V32H136ZM138 31H140V33L138 32ZM207 31H208V34H207ZM230 31V32H229ZM29 32H28V34H29ZM138 33L137 35H135L136 37H132L133 35H132V33ZM144 32H147V34H144ZM174 32V33H173ZM101 33V32H100ZM99 33V34H100ZM110 34L111 33H113V32H109ZM108 33V35H110ZM148 33H150V34H148ZM92 34V33H91ZM103 34V33H102ZM207 34V35H206ZM210 34V35H209ZM97 35V34H96ZM113 35V34H112ZM112 35H110V36H112ZM117 37H116V36ZM132 35V36H131ZM147 35V36H146ZM4 35H0V39L3 37ZM93 36H95V35H93ZM167 36H168V38H169V36H170V40H173V39H176L174 42L173 41H170V42H173V44L172 43H170L169 42V40H165V39H168L167 38ZM103 37V36H102ZM105 37V36H104ZM104 37H103V40H105L104 39ZM106 37H107V35H106ZM4 38V37H3ZM2 38V39H3ZM95 38V37H94ZM132 38V39H131ZM142 38V37H141ZM144 38V37H143ZM142 38V39H143ZM151 38V39H150ZM160 38V37H159ZM1 39V41L0 42H3L4 41V39L2 40ZM101 39V38H100ZM144 39V40H145ZM38 40H40L39 38H38ZM44 40H45V42H44ZM108 40V41H109ZM156 40V39H155ZM162 40V41H161ZM233 40V41H232ZM122 41V42H121ZM159 41H161V42H159ZM170 43H168V42ZM142 42H144V41H142ZM164 43V42H167V44L168 45H170L171 46V44L172 45H174V43H175V46H172L171 47V49H174V47H175V49H177L178 50V52L180 53V55H178L179 53L177 52V50H175V51H173V52H171V53H173V55H174V52H177L174 56L171 54V53H169V52H167L168 50L167 49H165L164 50V52L162 51V49L165 47V48H167L168 47V45H165L164 47L162 46H160V43ZM178 42V43H177ZM3 43H5V44H2V46H6L5 47V49H7L6 50V52L8 53L9 51H10V48H7V44H6V42L4 41ZM19 43V44H18ZM115 43H116V45H115ZM162 43V44H163ZM0 44V45H1ZM102 44V43H101ZM103 44H104V42H103ZM134 44H136V45H134ZM107 45H106V47H107ZM233 45V46H232ZM2 46H0V47H2ZM135 46H137L136 48L138 49V50H136V48H135ZM170 46H169V48H170ZM13 47V46H12ZM43 47V46H42ZM105 47V46H104ZM108 47H109V45H108ZM131 48H135V50L136 51H134L133 49H131ZM1 49V48H0ZM4 49V48H3ZM5 49L3 50V51H5ZM49 49V50H50ZM109 48H107V50H108ZM2 50V49H1ZM9 50V51H8ZM139 50H140V52L142 51V50H144V51H142L143 53L141 54V53H138L139 52ZM3 51H0V53L1 52H3ZM11 51V52H12ZM132 51V52H131ZM10 52V53H11ZM14 52H12V53H14ZM42 52V51H41ZM45 52V51H44ZM44 52L42 53V55H44ZM50 51H48V53H49ZM53 52H55L56 53V55H53ZM112 52V53H111ZM129 52V53H128ZM46 53V52H45ZM47 53V54H48ZM98 53H100V54H98ZM164 53H168V54H171V55H167V54H165L164 55ZM5 54V53H4ZM1 55H2V53H1ZM7 55V54H6ZM11 55V56H12ZM18 56V57H17ZM181 57V59H178V58H176L175 59V61L173 60L175 57ZM2 58H3V55L1 56ZM0 57V59L2 60V62L3 63H6V62H4L3 60L4 59H2ZM14 57H16L17 58V60L16 59H14ZM106 57H105V59H106ZM165 57H167V59H165ZM5 58H6V56H5ZM10 58V57H9ZM37 58H38V63L39 64H37ZM168 58H169V60L171 61V60H173L174 62H177L178 61V63H179V61L180 60H182V61H180V62H183V65L182 66H184V67H181V65H180V69L179 70H177V67L175 68V71L177 70V71H179V72H177V73H179L178 75H180L181 73V70H182V73H184V75H183V77L182 78H184V79H186V77L185 76H187L188 78H190V79H186V80H188V81H186V85H187V83H189V82H191V83H189L188 85L190 86V88H189V90H190V93H188L189 91H188V88L186 89L185 88V90L183 89L184 87H185V85L182 87L181 85H176V82H177V84H178V81H180L181 80V76L182 75H180V77H179V79H178V76H175V74H174V76H172V74L173 73H175L174 72V70H173V72H171L172 74H170V76H172V79L171 78H169L168 76L167 77H164V66H165V62H167V67L169 66V65H171V64H169L168 62H170L169 60H168ZM171 58V59H170ZM40 59V60H39ZM102 59H104V58H102ZM115 59V58H114ZM178 59V60H177ZM0 60V61H1ZM54 60H56V57H55V59ZM58 60H60V62L58 61ZM108 60H110V58L108 59ZM6 61H8L7 59H6ZM9 61H10V59H9ZM13 61V62H14ZM42 61V62H41ZM106 61V63H108L107 62V60H105ZM172 61V62H173ZM12 61H11V63H13ZM59 62V63H58ZM104 62V61H103ZM172 62H170V63H172ZM3 63H0L1 64V66H0V71H1V69H3V68H1L2 67V65H3ZM44 63V62H43ZM105 63V62H104ZM8 64H9V62H8ZM173 64V63H172ZM175 64H177V63H175ZM181 64V63H180ZM226 64V65H225ZM227 64L228 65H230L229 67H227ZM13 65V64H12ZM12 65L10 66V68L12 67ZM38 65H40V67L38 66ZM45 65V64H44ZM44 65H43V67H44ZM63 65V66H62ZM114 65V64H113ZM5 66H6V64H5ZM9 65H7V67H8ZM38 66V67H37ZM171 66H173V65H171ZM170 66V67H171ZM71 67H73L76 71H73L74 69L73 68H71ZM22 68H23V70H22ZM45 68V67H44ZM48 67H46V69H47ZM174 68V67H173ZM7 69V68H6ZM43 69V68H42ZM45 69V70H46ZM111 69L112 70H115V71H111ZM184 69V70H183ZM245 69V70H244ZM7 70H9L10 71V69L8 68ZM12 70V69H11ZM17 70H15L14 69V71H17ZM48 70V69H47ZM13 71V72H14ZM37 71V70H36ZM69 71V70H68ZM69 71V72H70ZM184 71V72H183ZM213 71H214V73H213ZM12 72V71H11ZM19 72V71H18ZM39 72V71H38ZM40 72L38 73L39 74V76H40V78H41V74H43V73H41L40 74ZM46 72V71H45ZM248 74H247V73ZM3 73V72H2ZM14 73H16V72H14ZM13 73V74H14ZM35 73V74H34ZM52 73V72H51ZM147 73H149L148 75H147ZM176 73V74H177ZM5 74V76H6V74L7 73H4ZM11 74V73H10ZM20 75L19 73H16V75ZM30 74V75H31ZM47 74V73H46ZM46 74H43L47 79H49V78H52V75H50L49 74V71H48V74L47 75H50V76H47ZM247 74V75H246ZM8 75V74H7ZM17 75V76H18ZM26 75V74H25ZM27 75H26V80L28 81V79H27ZM147 75V76H146ZM251 76L252 75V77L254 78H252V77H249V76ZM17 76H13V77H11L10 75L8 76L9 78L11 77L12 78V80L15 78V77H17ZM24 75H22V77H23ZM31 76V77H32ZM32 77L33 79H35L36 77ZM39 76H38V81L40 80L39 79ZM67 76V75H66ZM68 76H70V75H68ZM149 76V77H148ZM0 77L1 78H4V76H1V73H0ZM7 77V78H8ZM43 78V80H46V78ZM49 77V78H48ZM70 77V78H71ZM247 77L249 78L248 80L251 82L250 84L248 83L249 81L247 80ZM69 78V77H68ZM68 79V80H70L71 81V79ZM164 78H167V79H165V80H167V81H169L168 83H167V81H164ZM193 78L195 79V81H197V85H196V83L194 82V83H192V81L191 80H193ZM251 78V79H250ZM18 79H21V78H15V80L16 81H18ZM42 79V78H41ZM60 79V78H59ZM168 79H171V80H168ZM184 79H182L183 81H185ZM2 80H4V79H2ZM2 80H0V81H2ZM23 80H25V76H24V79ZM177 80V81H176ZM182 80L180 81L181 83H183L182 82ZM20 81V80H19ZM66 81V80H65ZM256 81V80H255ZM26 82V81H25ZM41 82H44V81H42L41 80ZM6 83V82H5ZM13 87H14V84H12L11 82H9ZM9 83L7 82L6 84H7V86L5 87L6 89L8 88V90H9V88L11 87V88H13L12 86H9ZM16 83H18V82H16ZM26 83H28V82H26ZM65 83H68V82H65ZM30 84H31V81H30ZM29 83H28V85H30ZM185 84V83H184ZM191 84V85H190ZM253 84H255L254 83V81H253ZM252 84V85H253ZM56 85V84H55ZM70 85H71V83H70ZM187 85V86H188ZM248 85V86H247ZM17 86V85H16ZM16 86L14 87V89L16 90L17 88H16ZM37 86H39V88H40V85H38L37 84ZM48 86H49V84H48ZM79 86V87H78ZM171 86H173V87H171ZM176 86V87H175ZM179 86V88H181L180 90H178V87ZM247 86V87H246ZM22 87H23V84H22ZM35 87H36V85H35ZM50 87H52V85H50ZM50 87H47L48 89L50 88ZM58 87H59V85H58ZM71 87V86H70ZM250 87V86H249ZM24 88V89H23ZM22 88V90H25V88L26 87H23ZM36 88H38V87H36ZM43 88V87H42ZM174 88V89H173ZM29 89H33V91H35L34 90V87L31 85V88H29ZM28 89V90H29ZM45 89V88H44ZM47 89V92L49 91ZM57 89V88H56ZM126 89V90H125ZM30 90V91H31ZM13 91V90H12ZM12 91H11V93H8L9 94V96L7 95V98L9 97V99H10V95L12 96L13 95V93L15 94V91H13V93H12ZM19 91H21V90H19ZM29 91V92H30ZM38 91H39V89H38ZM41 91V90H40ZM45 91V90H44ZM123 91V92H124ZM165 91H167V89H165ZM8 92V91H7ZM17 93H18V91H16ZM58 92V91H57ZM181 92V91H180ZM181 92V93H182ZM183 92V93H184ZM195 92V93H196ZM5 93V92H4ZM17 93H16V95H17ZM194 93V94H195ZM24 94V93H23ZM34 94L36 95V93H34L33 92V96H34ZM41 94H42V96H41ZM41 94L39 95V93H38V97L39 96H41V97H43V99H45L47 96V94H50V93H47V94H43V90L41 91ZM56 94V93H55ZM62 94V93H61ZM160 94H162V95H160ZM174 94H175V92H174ZM173 94V95H174ZM16 95H13L14 96V98H11L10 100H12V99H14L13 101V103H12V101L10 102V103H12V105H16L17 106V103L19 102V104H18V106L20 105V104H22V102L20 103V101H18L16 104H14L15 103V101L18 99V98H20V93H19V95H17L18 96V98H16L15 96ZM50 95H52V94H50ZM53 95H54V93H53ZM154 95V96H153ZM157 95H159V96H157ZM173 95H171V97L172 98H175V97H173ZM187 95V96H188ZM191 95V94H190ZM190 95L188 96V97H190ZM200 95H197V96H200ZM243 95V94H242ZM241 95V96H242ZM12 96V97H13ZM23 96V95H22ZM28 96H29V94H28ZM37 96V95H36ZM46 96V97H45ZM49 96V95H48ZM59 96V95H58ZM127 96V95H126ZM150 96H151V98H150ZM196 96V95H195ZM194 96V97H195ZM196 96V97H197ZM241 96L239 97V98H241ZM245 96V95H244ZM5 97V95L3 96V93H2V91H0V185H1V187H2V192H0V244H3V247L5 246L6 247V249L7 248H9V249H11V248H13L14 247V245L15 246H17V244H16V242L14 243L12 240H10L9 238H8V235H6V234H8V228L9 227H12V226H15V225H19V223L20 222H22V221H28V222H30L31 221V219H32V217H35V216H42V215H44L45 217L46 216H48V217H52V216H55L56 214H57V212H58V209H59V204H60V201H61V196H60V194H59V192H61V191H59L58 192V190H60V188H62V189H65L66 191H67V189H68V187L69 186H66V183H65V181H67V180H65V181H63V179L58 175V173H57V171L60 169V167H59V169L57 170V167H55L56 168V173L54 172V165L56 164V163H59L60 161L61 162H64V161H62V159H64V156H65V159L64 160H66V158L69 156V152H71V151H69L68 152V149H71V148H67V153H68V156L66 155V153H64L63 154V152L65 151L64 149H66V147H65V145H64V147H63V151L60 149L61 148V143H60V140H62V139H60L59 141L57 140H55V142H58V143H60V148H58L57 147V145H56V147H55V149L57 148V149H60V151H62V153H60V154H63L64 156H61L60 154H57L58 152H56L57 150H54V148H53V150L51 149V143L49 144V145H46L45 146V148H46V150L44 151V153H43V155L41 156V154H42V152L43 151H41V153L40 154H38L36 151H34V153L36 152V154H34L33 152H32V150L30 149V147H29V144L30 143H28L29 141H31V144H32V142L34 143V144H38V145H41V143H42V136H44V133L43 134H41V131H40V134L42 135H40L39 134V131H38V128H40L39 126H38V122H40L39 124H41L42 123V121H39L38 120V118L39 119H41L40 117V115L38 114V116H40V117H38V116H36V113H33L34 114V117L36 118L37 117V120H35V118L33 119V118H30V117H25L24 119H21V120H18V119H16V115L14 114V113H17L18 111H20V109L18 110L17 109V107L16 106H14V108L16 107V110H18V111H16V110H13V108H12V106H11V104H9V100H7V99H5L4 98ZM45 97V98H44ZM170 97V98H171ZM243 97V96H242ZM22 98V97H21ZM159 98V99H158ZM243 98H245V97H243ZM29 99V98H28ZM32 99V98H31ZM43 99H41V101H43V103L44 102H46V103H48L46 100H43ZM61 99V98H60ZM128 99L129 100H131L130 99V97H128ZM153 99V100H154ZM191 99H192V96H191ZM191 99H190V101H191ZM19 100V99H18ZM33 100H34V97H33ZM39 100H40V97H39ZM174 100H175V102H176V98L175 99H170V102L172 101V104H174L175 102H174ZM229 100V99H228ZM231 100H232V98H231ZM40 101V102H41ZM138 101V100H137ZM151 102H152V100H150ZM150 101L148 102L149 104H148V106L150 105L151 106V108H153V106H154V104L156 105V106H158V109L159 110H156V109H154L153 111H154V113H152L153 111L152 110H148L149 111V113H150V115H151V113L154 115L156 112L155 111H159L158 113H159V115L160 116H162L163 117V115H161L162 113L160 112V106L159 105H157V103H155L154 101L152 102V104L150 103ZM198 101V100H197ZM56 102H58V101H56ZM63 102V101H62ZM128 102V101H127ZM139 102V101H138ZM174 102V103H173ZM242 102H246V101H242ZM34 103H35V101H34ZM33 103V104H34ZM42 103V104H43ZM46 103H44V104H46ZM49 103H52V101H50ZM54 103V102H53ZM154 103V104H153ZM160 103H161V101H160ZM159 103V104H160ZM176 103H178V102H176ZM176 103L174 104L175 106H177L176 105ZM249 103V102H248ZM41 104V103H40ZM42 104L40 105L41 107H42ZM124 104H125V107L128 109L127 111L130 113H128L127 111H125L124 110V108H123V106H124ZM128 104V103H127ZM129 104H130V102H129ZM133 104H130L129 106L131 107ZM141 104H140V108H141ZM170 104V103H169ZM168 104V105H169ZM38 105H39V103H38ZM49 105V104H48ZM199 105H201V103L199 104ZM228 105L229 106H231L230 105V102L228 101ZM246 105V104H245ZM22 106V105H21ZM37 106V105H36ZM39 106V108H41ZM44 106V105H43ZM45 106H47V104L45 105ZM44 106V107H45ZM56 106H58V105H56ZM136 106H138L137 104H136ZM147 106V105H146ZM171 106V105H170ZM44 107H42V108H44ZM129 107V108H130ZM134 108H135V105L133 106ZM139 107V106H138ZM145 107V106H144ZM144 107H142V109H141V111H143V113L141 112V111H139V114L141 113V114H143V116H144V118H145V113H144V110H145V108ZM245 107V106H244ZM247 107H249L248 106V104H247ZM31 108V107H30ZM29 108V109H30ZM32 108L35 110V108H34V106H32ZM41 108V109H42ZM46 108V107H45ZM49 108V109H48ZM139 108V109H140ZM144 108V109H143ZM150 108V109H151ZM174 108V107H173ZM250 108V107H249ZM52 109H53V106H52ZM51 109V110H52ZM54 109H56L57 110V108H55V106H54ZM64 109V108H63ZM147 109H148V107H147ZM169 109H171L170 107H169ZM32 110V109H31ZM39 109H37V110H35V112L36 111H38ZM48 110H50V106L48 107L47 106V111ZM50 110V111H51ZM121 110H122V112H121ZM175 110V109H174ZM173 110V111H174ZM264 110V109H263ZM263 110H261V111H263ZM49 111V112H50ZM123 111H125L124 112V114L127 112V117H125L126 116V114L124 115L123 114ZM146 111V110H145ZM148 111H146V113H148ZM152 111V112H151ZM14 112V113H13ZM41 113H44V114H46V112H45V109L43 110V112H42V110L40 111ZM49 112H48V114H47V116L49 115ZM54 112H55V110H54ZM54 112H50V115L46 118L45 117V115L44 114H42V117H44V119L45 120H47V121H49V117L51 116V114L53 113V117H55V115H54ZM123 114V116L121 115V113ZM137 112V111H136ZM163 112V111H162ZM225 113V116H226V118L228 119L229 118V121H230V125L232 126V128H231V126L230 125H226V122L228 121L227 119H221V115H222V113ZM40 113V114H41ZM192 113V112H191ZM260 113H262V112H260ZM13 114V115H12ZM19 114V113H18ZM17 114V117L19 116L20 117V115H18ZM21 115L23 114V113H20ZM141 114H140V116H141ZM231 114V113H230ZM14 115H15V117H14ZM152 115V116H153ZM158 115V114H157ZM156 115V117L155 118H157V117H159V115L157 116ZM168 115V114H167ZM205 115V114H204ZM234 115V114H233ZM58 116V115H57ZM119 116V117H120ZM155 116V115H154ZM153 116V117H154ZM171 116H173V115H171ZM191 116V115H190ZM261 116H264V114L262 115L261 114ZM23 117V116H22ZM146 117L147 118H149L150 116L149 115H146ZM153 117H150V119L151 118H153ZM211 117V116H210ZM234 118H233V120H236L235 119V116H233ZM237 117V116H236ZM130 118V117H129ZM144 118H142L141 120H142V124H141V122L139 123L140 125H142L141 127H143V125H144V127H145V125L147 126V127H150V124H153V123H155V122H153V123H151V121H150V119H149V121H150V124H149V121L146 119H144ZM168 118V117H167ZM190 118H192L194 121H191L190 120V122L192 123V122H194L195 123V121H196V119L194 118V116L193 117H190ZM189 118V119H190ZM263 118V117H262ZM62 119H64L63 117H62ZM118 119V118H117ZM159 119H161V120H159ZM159 119H154V120H157V121H159V126H161V128H162V122H160V121H162V118H160L159 117ZM163 119H165V117H163ZM207 119H209V116H208V118ZM216 119V121H218ZM52 120H54V118H51V121ZM59 120H61L60 118H59ZM123 120H125V119H123ZM128 120V119H127ZM143 120L144 121H148V122H144L143 123ZM152 121H153V119H151ZM209 120H211V119H209ZM21 121H22V123H23V125L25 124L26 125V127H28L27 129H28V131H23V130H21L20 128H19V124H21ZM38 121V122H37ZM117 121V122H116ZM156 121V122H157ZM165 121V120H164ZM176 121V120H175ZM206 121H208V120H206ZM205 121V124L206 123H209V122H206ZM229 121L227 122V123H229ZM52 122H54V121H52ZM51 122V123H52ZM61 122H63V121H61ZM114 122H116V125L113 127V125H114ZM122 122V121H121ZM124 122V121H123ZM130 122V121H129ZM165 122H167V121H165ZM212 122V121H211ZM213 122H214V120H213ZM212 122V125L214 124ZM231 122H235V124L233 123V125L231 124ZM240 122V121H239ZM238 122V123H239ZM59 123V122H58ZM57 123V124H58ZM216 123V122H215ZM247 123V122H246ZM46 124V123H45ZM42 124V125H44L45 127L43 128L42 126V129L41 130H43V132H44V129H46V125L48 124ZM57 124L55 125L56 127H57ZM60 124V127L63 125V123H59ZM125 124V123H124ZM131 125H132V122L130 123ZM129 124V125H130ZM156 124V123H155ZM161 124V125H160ZM165 124H167V123H165ZM165 124H164V126H165ZM199 124V123H198ZM218 124H221V125H218ZM240 124V123H239ZM83 125V126H84ZM158 124H156V126H157ZM179 125V124H178ZM178 125H175V127L176 126H178ZM193 125V124H192ZM212 125H211V127H212ZM49 130H51L50 128H51V124H50V121H49ZM81 126V125H80ZM119 126V125H118ZM125 126V125H124ZM124 126H123V128H124ZM133 126V125H132ZM135 127H136V125H134ZM152 126V125H151ZM158 126V127H159ZM163 126V128L165 129V127H167V126H165L164 127ZM210 126V125H209ZM226 126L227 127H229L230 126V128H231V130H230V128H229V131H228V128H226ZM247 126H248V124H247ZM24 126H21V128H23ZM63 127V126H62ZM146 127V128H147ZM154 127H155V125H154ZM210 127V128H211ZM225 127V128H224ZM25 128V127H24ZM115 128H117V127H115ZM157 128V127H156ZM162 128V130H164ZM177 128V127H176ZM200 128V127H199ZM199 128L197 127V130H199ZM239 128V127H238ZM64 129V128H63ZM69 129V128H68ZM125 129V128H124ZM123 129V130H124ZM150 129H151V127H150ZM160 129V128H159ZM168 129V128H167ZM175 129V128H174ZM179 129V128H178ZM40 130V129H39ZM47 131H48V129H46ZM95 130V131H96ZM122 130V131H123ZM156 130V129H155ZM200 130H201V128H200ZM208 130H210V129H208ZM220 130H222V131H220ZM239 130V129H238ZM47 131H46V135L48 134L47 133ZM65 132H66V130H64ZM114 131H116V130H114ZM117 131H119L118 129H117ZM116 131V132H117ZM125 131V130H124ZM153 131V130H152ZM165 131V130H164ZM175 131V130H174ZM230 131H231V135H230ZM246 131V130H245ZM247 131H249L248 129H247ZM51 132H52V130H51ZM51 132H50V135H51ZM119 132H121V131H119ZM156 132H160V133H162L161 131H158V129H157V131ZM167 132H169V130L167 131ZM200 132V131H199ZM239 132H240V130H239ZM57 133H58V131H57ZM56 133V131H55V133L53 132V135L54 134H57ZM60 134H61V131L59 132ZM67 133H69L68 131L66 132V134ZM92 133V132H91ZM93 133H96V135H97V132H93ZM124 133V132H123ZM133 133V132H132ZM142 133H143V129H142ZM152 133V132H151ZM155 133V132H154ZM160 133H158L159 135H157V136H161L160 135ZM171 134H172V132H170ZM170 133H168V136H170L169 134ZM179 133H180V129H179ZM178 133V134H179ZM202 133V132H201ZM224 134H225V132H223ZM236 133V132H235ZM59 134V135H60ZM157 134V133H156ZM155 134V135H156ZM181 134H183V133H181ZM180 134V135H181ZM216 134V133H215ZM215 134H212V135H214L215 136ZM218 134H216V135H218ZM223 134V135H224ZM68 135V134H67ZM94 135V134H93ZM116 135V133L114 134V136ZM155 135H152V137L153 138H155ZM177 135V134H176ZM176 135H174V137H176ZM180 135H178L177 136V140H179V139H181L182 140V138L180 137ZM184 135V134H183ZM198 135H199V133H198ZM220 135V134H219ZM237 135V134H236ZM241 135V134H240ZM52 136V135H51ZM63 136H65V135H63ZM69 136V135H68ZM98 136V135H97ZM143 136V135H142ZM163 136H167V135H163ZM213 136V137H214ZM233 136H234V134H233ZM49 137V134H48V136L47 137H44L43 138V140L45 139V138H48ZM55 137V136H54ZM67 137V136H66ZM65 137V138H66ZM216 138H218L217 136H215ZM220 137H222V136H220ZM219 137V138H220ZM226 137H227V135H226ZM230 137V138H231ZM235 137V136H234ZM51 138H53V136L51 137ZM57 138H61L60 136L59 137H56L55 139H57ZM151 138V137H150ZM153 138H152V140H153ZM179 138V139H178ZM183 138H184V136H183ZM233 138V137H232ZM236 138V137H235ZM240 138V137H239ZM68 139V138H67ZM83 139V138H82ZM127 139V138H126ZM158 139V138H157ZM156 139V140H157ZM234 139V138H233ZM232 139V140H233ZM52 140H54V139H52ZM65 140V139H64ZM74 140V139H73ZM124 140V139H123ZM171 140H173L172 138H171ZM170 140V141H171ZM175 140H176V138H175ZM184 140V139H183ZM219 140V139H218ZM222 140H224L223 138H222ZM221 140V141H222ZM225 140H229L228 138L227 139H225ZM232 140H230V141H232ZM237 139H234L233 141H234V143H236V142H239L238 140L236 141ZM240 140V139H239ZM50 141V140H49ZM48 141V142H49ZM72 142L70 139H68V142ZM118 141V140H117ZM131 141V140H130ZM153 141H155V139L153 140ZM220 141V140H219ZM229 141V142H230ZM45 143H46V140L44 141ZM43 142V143H44ZM62 142V141H61ZM123 142H125V141H123ZM147 142H148V140H147ZM156 142V141H155ZM57 143V144H58ZM63 143H65L64 141H63ZM90 143V142H89ZM161 143H162V140H161ZM169 143V142H168ZM181 143H183L182 141H181ZM225 143H227L226 141H225ZM53 144V143H52ZM67 145L69 144V143H66ZM71 144V143H70ZM125 144H127V143H125ZM149 144V143H148ZM229 144V143H228ZM232 144H233V142H232ZM237 145H238V143H236ZM127 145H129V144H127ZM126 145V146H127ZM130 145H131V147L132 146H134L133 144H131L130 143ZM129 145V146H130ZM147 144H146V142H145V145L141 142V144H140V150H142V149H145V147L144 146H146ZM158 145V144H157ZM237 145H235V146H237ZM59 146V145H58ZM71 146H73V144L71 145ZM126 146L124 147V148H126ZM149 146V145H148ZM240 146V145H239ZM239 146H237V147H239ZM242 146H243V144H242ZM32 147H33V144H32ZM31 147V148H32ZM53 147H54V144H53ZM68 147V146H67ZM70 147V146H69ZM233 147V146H232ZM236 147V148H237ZM136 148V147H135ZM152 148V147H151ZM175 148V147H174ZM242 148V147H241ZM73 149V148H72ZM76 149V148H75ZM136 149H138L139 150V148H136ZM197 149V148H196ZM40 150V149H39ZM38 150V151H39ZM97 150V149H96ZM126 150H127V148H126ZM148 150H150V148L148 149ZM147 150V151H148ZM153 150V149H152ZM158 150V149H157ZM176 150V149H175ZM174 150V151H175ZM193 150H194V148H193ZM239 150H240V148H239ZM241 150H243V149H241ZM59 151V150H58ZM73 151V150H72ZM173 151V150H172ZM202 151V150H201ZM244 152H245V149L243 150ZM242 151V152H243ZM75 152V151H74ZM77 152H81L80 150H77ZM77 152H76V156H77ZM131 152V151H130ZM135 153H136V150L134 151ZM140 152H142V151H140ZM146 152V151H145ZM150 152V151H149ZM153 152V151H152ZM158 152H160V151H158ZM194 152H197L198 153V151L197 150H195ZM200 152V151H199ZM246 152H249L247 149H246ZM73 153V152H72ZM72 153H70V154H72ZM97 153H99V151L97 152ZM134 153V154H135ZM173 153H175V152H173ZM173 153H172V155H173ZM203 153V152H202ZM74 154H72V155H74ZM134 154H133V156H134ZM147 154V153H146ZM158 154V153H157ZM176 154V153H175ZM38 155H40V156H38ZM58 155H60L61 157H62V159L59 161V156ZM85 155V154H84ZM107 155V154H106ZM109 155H107L108 157H109ZM140 155L142 156V154L140 153ZM148 155H150L149 153H148ZM183 156H184V154H182ZM186 155V154H185ZM67 156V157H66ZM107 156H105V158L104 159H106V157ZM159 156V155H158ZM178 156V155H177ZM70 157H71V155H70ZM81 157V156H80ZM148 157H151L150 158V160H153L152 159V157L153 156H148ZM173 157L174 156H172L171 157V161H172V159H173ZM187 158H188V156H186ZM71 158H73V156L71 157ZM98 158V157H97ZM137 158H138V156H137ZM147 158V157H146ZM183 158H185V157H183ZM68 159V158H67ZM71 159H69V160H66L67 161V163H68V161H70ZM95 160H96V158H95ZM108 160H110V159H108ZM184 160V159H183ZM187 160H189V159H187ZM74 161H76V160H74ZM77 161H78V159H77ZM149 161V160H148ZM60 162V163H61ZM84 162H86V161H84ZM106 162H109V161H106ZM141 162H143L142 160H141ZM65 163V162H64ZM63 163V164H64ZM70 163V162H69ZM69 163H68V166H70V165H73V164H70L69 165ZM77 163V162H76ZM145 163H146V161H145ZM156 163V162H155ZM154 163V164H155ZM172 163V162H171ZM186 163V162H185ZM190 164H191V162H189ZM188 163V164H189ZM62 164V165H63ZM78 164V163H77ZM81 164V163H80ZM84 164V163H83ZM147 164V163H146ZM150 164V162H148V165ZM154 164H153V166H154ZM87 165V164H86ZM98 165H100L101 166V164L99 163ZM109 165V164H108ZM58 166V165H57ZM61 166V165H60ZM67 166V165H66ZM68 166L67 167H65L64 165H63V170L65 171V168L67 169V170H69V168L70 167H72V166H70L69 168H68ZM75 164L73 165V167L75 168ZM79 167H83V165L81 166V165H78ZM151 167H152V162H151V165H150ZM155 166H157V165H155ZM72 167V168H73ZM145 167V166H144ZM150 167V168H151ZM187 167V166H186ZM62 168V167H61ZM73 168V169H74ZM81 168H80V170H81ZM139 168V167H138ZM149 168V167H148ZM158 168V167H157ZM174 168V167H173ZM192 168V167H191ZM71 169V168H70ZM76 169H77V167H76ZM76 169H74L75 170V172H76ZM108 169V170H109ZM137 169V168H136ZM152 170H154L153 168H151ZM150 169V170H151ZM175 169V168H174ZM173 169V170H174ZM66 170V171H67ZM72 170V169H71ZM71 170H69V173H70V171ZM78 170V169H77ZM79 170V171H80ZM97 170V169H96ZM145 170H146V168H145ZM177 170V169H176ZM60 171V170H59ZM73 171V170H72ZM83 171V170H82ZM105 171V170H104ZM107 171V170H106ZM147 171V170H146ZM158 171V170H157ZM157 171H156V173H157ZM177 171H179V170H177ZM61 172V171H60ZM74 172V171H73ZM74 172V173H75ZM81 172V171H80ZM109 172H111L112 174H113V172L111 171V170H109ZM155 172V171H154ZM159 172V171H158ZM195 172V171H194ZM193 172V173H194ZM68 173V172H67ZM78 172H76V174H77ZM83 173V172H82ZM103 173V172H102ZM148 173V172H147ZM155 173V174H156ZM179 174H180V172H178ZM190 173V172H189ZM71 174H73V173H70V176H69V174H68V176L66 177V178H70L71 177ZM111 174V175H112ZM130 174V173H129ZM144 174H146V173H144ZM159 173H157V175H158ZM178 174V175H179ZM66 175V173H64V176ZM79 175V174H78ZM84 175V174H83ZM86 175V174H85ZM99 175V174H98ZM105 175H108V173L106 174V172H105ZM173 174H171L170 176H172ZM178 175H175L176 177H177V180L178 179H181V178H179V177H182V175L180 176H178ZM190 175H191V173H190ZM189 175V176H190ZM196 175V174H195ZM195 175H193V177L195 176ZM77 176V175H76ZM76 176H74V177H76ZM114 176V175H113ZM161 176H162V178H164L165 176H169V175H163L162 173H161ZM164 176V177H163ZM73 177V178H74ZM107 177H109V175L107 176ZM154 177H155V175H154ZM159 177V176H158ZM175 177V178H176ZM196 177V176H195ZM77 178V177H76ZM76 178H74V179H76ZM79 179H80V177H78ZM78 178L75 180V181H78L79 182V180H78ZM82 178H84V176L82 177ZM87 178V177H86ZM86 178H84V179H86ZM147 178V177H146ZM161 178V179H162ZM174 178V176H173V179L172 180H170V181H172V183H174L173 182V180L175 179ZM230 178V177H229ZM97 179V178H96ZM110 179H113L111 176H110ZM156 179L158 180V178H155V182H156ZM159 180V181H163V179L162 180ZM150 180V179H149ZM153 180V179H152ZM165 180H167V179H165ZM164 180V181H165ZM169 180V179H168ZM190 180V179H189ZM196 180H198V179H196ZM70 181H71V179H70ZM74 181V180H73ZM73 181L71 182V184L70 183H68V184H70V186H72L74 183H73ZM74 181V182H75ZM86 181H87V179H86ZM125 181V180H124ZM123 181V182H124ZM176 181V180H175ZM180 181V183L179 182H177V183H179L180 184V186L179 187H181V191L183 192L184 191V185H181V182H182V179L181 180H179ZM192 181V180H191ZM68 182V181H67ZM76 183V187H77V184H80L81 185V182H79V183ZM89 182V181H88ZM104 182V181H103ZM112 182V181H111ZM147 182V181H146ZM158 182V181H157ZM85 183V182H84ZM118 183V184H119ZM177 183L175 184V185H177ZM191 183V182H190ZM199 183V182H198ZM231 183V182H230ZM109 183L107 182V184H106V186L104 185L103 186V188L101 189V193L104 195V198H105V202H98V203H92V204H84L83 202L82 203H80V202H78V204H79V207H81L80 209H82L81 210V215L79 216V217H76V218H73L72 217V219H70V226L71 227H73L74 228V230L76 231V233H77V240H78V245H79V248H80V251L81 252H87V251H96V246L94 247V246H92V244L90 243V240H91V238H93L94 236H95V234L96 233H98V232H101V233H103V232H108L106 229H109L110 227H112V226H114V225H117L119 228H121L123 231H125L126 233H127V235H128V237H129V239H130V243L131 242H134V243H136V242H138L137 240L139 239V235H138V233H137V231L135 230V228H134V226H133V222H132V219H133V210L131 209V207H129V206H127V205H125L124 203H121L120 201H119V197L120 198H122V196H123V194L122 193H120V192H118V190L117 191H114L109 185H108ZM111 184V183H110ZM126 184H127V182H126ZM138 184V183H137ZM141 184V183H140ZM148 185H147V188H148V191L150 192V193H153L152 195H157V196H159L160 195V193H159V189H161V188H159L157 185H155L154 183H152L151 181H149L148 183H147ZM156 184H158V183H156ZM178 184V185H179ZM197 184V183H196ZM200 184V183H199ZM75 185V184H74ZM161 186H162V184H160ZM172 185V184H171ZM90 186V185H89ZM123 186H124V184H123ZM137 186H139V184L137 185ZM136 186V187H137ZM163 186H165V187H167V185H163ZM172 186H174V185H172ZM0 187V188H1ZM73 187V186H72ZM81 187V186H80ZM126 187V186H125ZM203 187V186H202ZM201 187V188H202ZM140 188V187H139ZM173 188V187H172ZM73 189V188H72ZM76 189H78V188H76ZM75 189V190H76ZM82 189V188H81ZM80 189V190H81ZM119 189V188H118ZM127 189V188H126ZM133 189H136V188H134L133 187ZM183 189V190H182ZM70 190V189H69ZM88 190V189H87ZM128 190V189H127ZM187 190V189H186ZM65 191V192H66ZM78 191H79V189H78ZM82 191V190H81ZM80 191V192H81ZM92 191H93V189H91V193H92ZM142 191V190H141ZM162 191V190H161ZM168 191V190H167ZM179 191V190H178ZM201 191H203L204 192V189H201ZM71 192V191H70ZM74 192V191H73ZM76 192V191H75ZM85 191H83V192H81L82 194L84 193ZM163 192H165V191H163ZM180 192V191H179ZM187 193H188V195H190L189 193H192V192H194V191H186ZM185 191H184V194L186 193ZM210 192V191H209ZM68 193V192H67ZM130 193V192H129ZM128 193V194H129ZM141 193V192H140ZM165 193H167V192H165ZM195 193V192H194ZM208 193V192H207ZM220 194H221V192H219ZM78 194V193H77ZM89 194V193H88ZM167 194H169V193H167ZM181 194V193H180ZM196 194V193H195ZM218 194V193H217ZM220 194H218L219 196H220ZM83 195H85V193L83 194ZM92 195V194H91ZM91 195H89V196H91ZM120 195H122V196H120ZM142 195H143V192H142ZM152 195H150V197L153 199V197H152ZM173 195V194H172ZM186 195V194H185ZM197 195V194H196ZM214 195V194H213ZM212 195V196H213ZM223 195V194H222ZM73 196V195H72ZM80 196V195H79ZM82 196V195H81ZM86 196V195H85ZM88 196V197H89ZM198 196V195H197ZM211 196V197H212ZM130 197H131V195H130ZM130 197H129V199H130ZM175 197H176V195H175ZM178 197V196H177ZM183 197V196H182ZM187 197H189V196H187ZM190 197H192L191 195H190ZM210 197V198H211ZM221 197H223L224 198V195L223 196H220V199L219 200H222V198ZM90 198H93V196L92 197H90ZM172 198H173V196H172ZM172 198H170V199H172ZM197 198H199V197H197ZM214 198H216L215 196H214ZM218 198V197H217ZM216 198V199H217ZM229 198V197H228ZM131 199H132V197H131ZM143 199H144V197H143ZM146 199V198H145ZM145 199H144V203H145ZM156 199V198H155ZM201 199V198H200ZM199 199V200H200ZM225 199H226V197H225ZM225 199L223 200V201H225ZM151 200V199H150ZM212 200H213V197H212ZM218 200V201H219ZM227 201H229L228 199H226ZM89 201H93L92 199H89ZM135 201V200H134ZM148 201H149V199H148ZM152 201V200H151ZM156 201V200H155ZM174 201V200H173ZM201 201H202V199H201ZM214 201H215V199H214ZM217 201V200H216ZM217 201V202H218ZM87 202H88V200H87ZM136 202V201H135ZM172 202V201H171ZM226 202V201H225ZM66 203H67V201H66ZM172 203H174V202H172ZM171 203V204H172ZM201 203V202H200ZM219 203H221L220 201H219ZM65 204V203H64ZM68 204V203H67ZM67 204L64 206V207H67ZM136 205H138L137 203H135ZM147 204V203H146ZM154 204H155V202H154ZM153 204V205H154ZM175 204V203H174ZM203 204V203H202ZM209 204H211V203H209ZM176 205V204H175ZM218 205H222V204H218ZM227 205V204H226ZM161 206H163V204L161 205ZM167 206H169V205H167ZM183 207H185L186 206V204H185V206L184 205H182ZM209 206V205H208ZM216 206V205H215ZM225 206V205H224ZM223 205H222V207H224ZM152 207V206H151ZM154 207H156V205H154ZM158 207V206H157ZM173 207V206H172ZM187 207V206H186ZM221 207V208H222ZM226 207L227 206H225L224 208L226 209ZM70 207H67V209H69ZM72 208V207H71ZM136 208H137V206H136ZM150 208V207H149ZM228 208V207H227ZM147 209V208H146ZM223 209V208H222ZM63 210V209H62ZM66 210V209H65ZM137 210H138V208H137ZM211 209L209 208V211H210ZM72 210H70V212H71ZM160 211L162 212V207H160ZM79 212V211H78ZM175 212H176V210H175ZM65 213H67L66 211H65ZM138 213H141V212H139L138 211ZM148 212H146L145 213V215L147 214ZM160 213V212H159ZM163 213V212H162ZM165 213V212H164ZM163 213V214H164ZM185 213V212H184ZM222 213V212H221ZM227 214H229L228 213V209H227V212H226ZM72 214V213H71ZM172 214H173V212H172ZM209 215H210V212L208 213ZM223 214V213H222ZM62 214H60V216H61ZM66 215V214H65ZM79 215V214H78ZM141 215V214H140ZM63 216H64V214H63ZM62 216V217H63ZM68 214H67V218H68ZM73 216V215H72ZM142 216V215H141ZM150 216V215H149ZM164 216H168L167 215V213H165V215ZM163 216V217H164ZM62 217H61V219H62ZM151 217V216H150ZM161 218H162V216H160ZM37 218V217H36ZM47 218V217H46ZM58 218V217H57ZM140 218V217H139ZM175 218V217H174ZM177 218H179V217H177ZM181 218V217H180ZM179 218V219H180ZM48 219V218H47ZM141 219V218H140ZM165 219V218H164ZM169 219V218H168ZM37 220V219H36ZM60 220V218H58V221ZM68 220V219H67ZM141 220H143V219H141ZM210 220L212 221V220H214V219H212V218H210ZM209 220V221H210ZM49 221V224H50V220H48ZM57 221V223H59ZM165 221H167V220H165ZM175 221H177L176 219H175ZM211 221H210V224H211ZM219 221V220H218ZM217 221V223L216 224H220L221 222H222V220H220L219 222ZM23 222V223H24ZM33 222H35V221H31V223H33ZM41 222H43L42 220H41ZM55 222V221H54ZM143 222V221H142ZM162 222H163V219H162ZM181 222V221H180ZM213 222V221H212ZM30 223V224H31ZM37 223V222H36ZM35 223V224H36ZM165 223V222H164ZM178 224H179V222H177ZM189 223V222H188ZM225 223V222H224ZM21 224V223H20ZM26 224H28V223H26ZM38 224V223H37ZM43 224V223H42ZM46 224H47V220H46ZM60 224V223H59ZM167 224H168V221H167ZM174 224H175V222H174ZM178 224H176L175 226H176V228H177V226H178ZM29 225V224H28ZM62 225H64V224H62ZM211 225H214V224H211ZM39 226H40V224H39ZM50 226H52L51 224H50ZM164 226V225H163ZM217 226V228L218 227H220V225L218 226V225H216ZM221 226H223L222 225V223H221ZM34 227V226H33ZM37 227V226H36ZM42 227V226H41ZM60 227H61V225H60ZM144 227V226H143ZM170 227H172V226H169V228ZM214 227V226H213ZM47 229H48V227H46ZM50 228V227H49ZM147 228V227H146ZM12 229V228H11ZM18 229V228H17ZM38 230H40L39 228H37ZM42 229H44V224H43V228ZM62 229V228H61ZM145 229V228H144ZM219 229V228H218ZM10 230V229H9ZM49 230V229H48ZM120 230V229H119ZM164 230V229H163ZM211 230V229H210ZM11 231V230H10ZM36 232H37V230H35ZM50 231V230H49ZM63 231V230H62ZM172 231V230H171ZM226 231V230H225ZM229 231V230H228ZM21 232V231H20ZM63 232H65V231H63ZM145 232H146V229H145ZM144 232V233H145ZM165 232V231H164ZM169 232V231H168ZM202 232H204L205 233V231H202ZM201 232V233H202ZM207 232L208 231H206V235H207ZM217 232H219V231H217ZM9 233H11V232H9ZM120 233H122V232H120ZM165 233H167V232H165ZM172 233V232H171ZM212 233H214L213 231H212ZM211 232H210V235L212 234ZM26 235H27V233H25ZM65 234H66V232H65ZM168 234V233H167ZM173 234H175L174 232H173ZM204 234V235H205ZM221 234V233H220ZM21 235V234H20ZM46 235H47V233H46ZM45 235V236H46ZM67 235V234H66ZM97 235V234H96ZM99 235V234H98ZM97 235V236H98ZM102 235V234H101ZM104 235V234H103ZM102 235V236H103ZM120 235V234H119ZM223 235V234H222ZM222 235H221V238H222ZM10 236V235H9ZM50 237H52V235H49ZM126 236V235H125ZM160 235H158V237H159ZM67 237V236H66ZM120 237V236H119ZM201 237H203L202 236V234H201ZM227 237V236H226ZM30 238V237H29ZM29 238H26L27 239V241H25L26 242V246L25 247H27V246H29L28 245V243H30V242H28V240L29 241H31ZM97 238V237H96ZM96 238H95V240L94 241H97L96 240ZM121 238V237H120ZM145 238H146V236H145ZM161 238V237H160ZM159 238V239H160ZM44 239V238H43ZM65 239V238H64ZM67 239V238H66ZM94 239V238H93ZM98 239V238H97ZM204 239V238H203ZM23 240H25V238L23 239ZM47 240H49L48 238L46 239V241ZM52 240H54V239H52ZM100 240H102L101 238H100ZM123 240H124V238H123ZM125 240H127V239H125ZM146 240V239H145ZM40 241V240H39ZM55 241H57L56 239H55ZM104 242H105V240H103ZM120 241V240H119ZM202 241V240H201ZM219 241H220V239H219ZM28 242V243H27ZM33 242V241H32ZM32 242L30 243V244H32ZM44 242H45V240H44ZM50 243H51V245L53 244V242H51V241H49ZM72 242H73V240H72ZM100 242V241H99ZM110 242V241H109ZM120 242H122V240L120 241ZM127 242V241H126ZM125 242V243H126ZM148 242V241H147ZM222 242V241H221ZM223 242H225V241H223ZM37 243V242H36ZM35 242H33V244H35L36 246H37V244H36ZM75 243V242H74ZM97 243V242H96ZM101 243V242H100ZM112 243H113V241H112ZM119 243V242H118ZM170 243V242H169ZM24 244V243H23ZM58 244V243H57ZM102 244V243H101ZM110 244V243H109ZM124 244V243H123ZM25 245V244H24ZM56 245V244H55ZM95 245V244H94ZM97 245V244H96ZM143 245H144V243H143ZM149 245H150V243H149ZM53 246H54V244H53ZM98 246V245H97ZM102 246V245H101ZM138 246V245H137ZM140 246V247H139ZM138 246V248H139V251H137V252H140L141 250H142V246L141 245H139ZM3 247H1L0 248V260L1 261H3L5 264H14L15 262H16V256L15 255H17V254H13V253H11V252H9L8 250H6V251H8V252H4L3 250ZM41 246H39V248H40ZM70 247H72V246H70ZM17 248H19L18 246H17ZM28 248V247H27ZM26 248V249H27ZM37 248V247H36ZM42 248V247H41ZM47 248V247H46ZM54 248H57V246L56 247H54ZM59 248V247H58ZM115 248V247H114ZM114 248H112L113 249V251L115 250ZM143 248H144V246H143ZM170 248H172V247H170L169 246V249ZM173 248H175V246L173 247ZM22 249V248H21ZM49 249V248H48ZM104 249V248H103ZM2 250V251H1ZM41 250V249H40ZM58 250V249H57ZM74 250H75V248H74ZM105 250V249H104ZM138 250V249H137ZM171 250V249H170ZM173 250V249H172ZM15 251V250H14ZM20 251V250H19ZM30 251V250H29ZM32 251V250H31ZM31 251H30V253H31ZM34 251H36V250H34ZM37 251H38V249H37ZM70 251H71V249H70ZM134 251V250H133ZM18 252V251H17ZM23 252H24V249H23ZM41 252H43L42 250H41ZM51 252V251H50ZM56 252V250L54 249L53 250V255H54V253ZM61 252V251H60ZM71 252H73V251H71ZM135 252H136V250H135ZM135 252H133V256L135 257ZM143 252L144 253H146L145 251H144V249H143ZM175 252V251H174ZM179 252H180V250H179ZM22 253V252H21ZM24 253H26V252H24ZM23 253V254H24ZM37 253H39V255H40V252L38 251ZM36 253V254H37ZM97 253V252H96ZM105 253V252H104ZM183 253H185V252H183ZM27 254V253H26ZM52 254V253H51ZM71 254H73V253H71ZM106 254V253H105ZM123 254V253H122ZM140 254V253H139ZM142 254V253H141ZM148 254V253H147ZM147 254H144L145 255V258H143L144 260L147 258L148 259V257H147ZM150 254H152V252L150 253ZM20 254L18 253V256H19ZM34 255H35V253H34ZM34 255H32V256H34ZM107 255V254H106ZM143 254L141 255L142 257L144 256ZM17 256V257H18ZM63 256V255H62ZM97 256V255H96ZM108 256V255H107ZM116 256V254H114V257ZM140 256V257H141ZM154 256V255H153ZM27 257H28V254H27ZM26 257V258H27ZM39 257V256H38ZM42 257V256H41ZM46 257V256H45ZM52 257V256H51ZM109 257V256H108ZM107 257V258H108ZM142 257L140 258V259H142ZM32 258H34V257H32ZM69 260L71 261V263H72V261H73V259L75 258V256H74V258L70 255L69 257ZM185 258V257H184ZM189 258V257H188ZM187 258V259H188ZM18 259H20V257H18ZM28 259V258H27ZM76 259V258H75ZM99 259V258H98ZM105 259V258H104ZM35 261H36V258L34 259ZM43 260H44V258H43ZM137 260V259H136ZM25 260H23V262H24ZM62 261V260H61ZM65 261V260H64ZM149 261V260H148ZM20 262V261H19ZM28 262H30V261H28ZM46 262V261H45ZM146 262V261H145ZM185 262H188L187 260L185 261ZM25 263V262H24ZM66 263V262H65ZM78 263V262H77ZM80 263V262H79ZM144 263V262H143ZM147 263V262H146ZM22 264V263H21ZM43 264H44V261H43ZM81 264V263H80ZM119 264V263H118ZM155 264H157V263H155ZM191 264V263H190Z\"/></svg>",
  "mask_w": 264,
  "mask_h": 264
}]
</instances>
